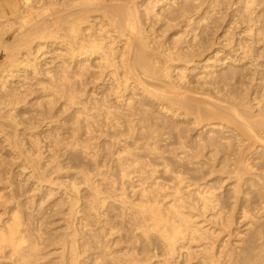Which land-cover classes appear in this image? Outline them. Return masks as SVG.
<instances>
[{
    "label": "bare ground",
    "instance_id": "bare-ground-1",
    "mask_svg": "<svg viewBox=\"0 0 264 264\" xmlns=\"http://www.w3.org/2000/svg\"><path fill=\"white\" fill-rule=\"evenodd\" d=\"M18 1V0H17ZM23 1V0H22ZM21 1V2H22ZM37 1V0H36ZM35 1V2H36ZM45 1V0H44ZM43 1V2H44ZM47 1H50L49 6L48 8L46 7V9H44V11H41V12H44L46 13L47 11V14L49 9H50V12L53 13L52 10L55 11V9L59 6H55L54 4H56V2H58V0L55 2V0H47ZM46 1V2H47ZM99 2H101V0H97ZM106 1V0H105ZM108 1V0H107ZM105 2L104 4L108 3V2ZM112 1V0H111ZM145 1V0H144ZM154 1V0H153ZM152 1V2H153ZM160 0H155V3L154 5L152 6V4H149L151 5V7L148 5L145 6L146 7H141V5L137 4V2H135L134 0H121L119 1L118 0V3L117 1L116 2H113L112 3H115V5L113 4H110L108 6L109 9H104L103 8V13H104V19L103 21H100L98 27H96L95 29L91 26H86L84 27V21L86 19V22L87 23V19H90L89 16L91 15H95L97 13H93V11H96V10H99L101 8H98V5H100V3L97 4L95 3V0H63L62 4L66 7V8H70L72 11H70L68 14H63L64 15H58L59 19L57 18V15L56 17L52 16L53 18H55V21L56 20H61L62 22L64 21V31H65V37H57V31L59 32L58 29L62 28L61 26L58 27V25H56L55 23H62V22H55L53 21V24L54 26H57V31H51L49 28V31L50 33L52 32L51 35H48L49 37L52 36V40L50 39L49 41H47V39H49V37L47 38L46 37V42H37L35 44V49L34 52L32 53V55L35 56L34 61L38 60L40 57H42L44 54H46L44 51L46 50H50L48 47H51V46H57L59 45V48L61 50H57L58 53H57V56L59 58H63V60H66L68 61V64L63 66L65 67V69H70V66L73 65V67L75 66L76 68L79 67V64H80V61H92L90 59H93L95 58L96 59V62L97 65L95 66V68H97V76L95 75V78H99L102 80H106L108 77L107 80H109V85H112V86H109L111 87L112 89V95H114V98H115V104H113L114 107H116L117 103L120 104V107H123V110H116L117 113L115 111H111V110H114L112 107H111V110L108 108V106H106L103 110H102V113H103V116L100 117L102 114H101V111H97L96 113L95 112H92L91 110H89L90 108H88L87 104L86 106L83 107V109L80 108V110H82V112H84V117L81 118V119H78V120H81V126L79 125V127L77 128L76 132H75V135H70L73 137V139L67 143L66 145V142L64 144V148L60 147V142H59V145L55 142H53V145L55 146V148L52 150H47V149H43L42 145L41 147L38 146V140L36 139V136H35V140H34V144L35 146H38V147H35V149L37 148V151H39L41 148L42 150L44 151H50L49 153L50 154H47L48 157L45 158L43 157L45 154L43 152V156L40 155L41 153L37 152L39 155H34L32 154L31 155H27L28 157L25 159L27 160V167H29L31 170H32V173L34 175V177L36 176L38 179L36 181H34L33 183L35 184V187L39 186L40 189H42L41 187L44 186V182H46V184L48 183L49 184V192L50 194H52L51 192H53V187L51 184L53 183V178H51L52 180H48V177H47V173L46 171H49V170H52L54 171L53 173L56 172V174L58 175L59 173H61L63 167L61 165V161L59 160V156L63 153L62 150L64 152H67L70 154L71 157H73L72 159H74V163H73V167H75V169L79 166L80 169L78 171V168H77V172L73 173V179L72 181L70 180V182H68V184H66L65 188L67 190H64L65 192L63 193L64 196L62 195V198L64 197V199L66 200V203L64 205L63 203V206H65V208L62 207L61 205V200L62 199H58L57 202L55 203V209H53L54 211H58V215L60 214V212H63L64 213V210H65V220H66V230L64 231V234H63V237L61 238L60 237V240H58L56 238V241L57 242V246L58 248L60 249V251L58 253H56V256L55 257H50L47 261V262H43L44 258H45V255H43V252L42 250L45 251V249L42 247L45 245H43L45 242H44V237L42 236H38V234L34 233L35 235H37L36 237H32V232L29 233V228H28V224H29V221H28V226L24 225L23 224V221H21V219L16 216L15 218H13V224L11 223V225L9 227H6V229L4 227L5 232L3 231L2 233H0V240L1 242L5 245V249L6 247H12V248H8V249H12L13 251V254L12 255H15L14 253H17L16 254V259L14 260V264H264V203L261 204L262 206L259 207H255V208H260L261 211H258L257 212V209H256V212H254L255 210H253L254 208L250 209L253 211H251L252 214L254 213H258V215H256L254 217L253 215V218L251 216V213L249 212L250 209H246L249 208L248 204H250L249 202H246V204H242L241 201L239 199H241L240 197L243 196L242 194H247L246 190H253L254 191V188H255V191L257 193V195L260 197V198H263L264 197V163L262 162H257V166L256 165V161L254 162L255 164H246L247 162H244L245 160L242 159V157L240 156V152H239V146H242L241 143L243 142V137L246 135V137H248V140H251V139H256L258 142H262L264 143V100L263 99H260L259 98V95H257V93H259L260 95H264V68L263 66L260 68L261 70V73H258L259 74V82H257L256 84H258V90L257 93L255 94V96H251L249 95V93H247V88L246 90H243V86H245V82H250L252 81L250 79L249 80H246L244 82V84L242 85V87L240 86V82H242L243 80H241L242 78L244 77H240V75L242 74H239L238 76V70L240 69H236L235 68V65L234 63H238L240 64L241 61L243 60H246L247 58H249L253 53L252 49H255L253 48V44L255 42V37L257 35L258 37V33H256V30H254L255 32H253V26L254 25H251L250 24H247L248 26H246L245 29V37H243V41L240 42V40L237 42L238 44H235L236 47L232 48L233 45H232V49L226 54L227 56H225L223 59L224 61H222V65L223 67H227V69L225 70V72L223 73L222 71V74L217 75L219 76V79L216 75V72H215V68L214 69H211L213 66H217L215 65L213 62V64L209 63L208 65H205L204 68L205 69V74L203 75L202 73V76H200L199 74V77L198 79L194 80L195 82L197 81L199 85H202L203 87H205V89L208 87V84L212 85V82L214 81V77H215V80L216 81H219V83L223 84L225 83L222 87H221V84L220 87L221 88H216V84H215V88L213 86L214 89H216V92H218V96L216 97V99L213 100V98L215 97H212L211 94V99L210 100V97L207 96V95H204L202 94L203 97V100L202 99H192L191 97L188 98V92L186 90V84L188 83V75L187 74V70H189V67L187 68L186 65L193 62V58L196 56V54H198L200 56L201 53H203V50L201 49L202 48V44L203 43V38H205V36H202L201 37V33L202 32H205L206 29L209 28V30L211 29L210 28V25H209V21L212 20L211 18V12H213V9L212 11L210 9L207 8H204L200 14H198L196 11H193L195 10L194 8L198 7V1L200 0H182L183 2H180V3H176L175 0H170L168 2L167 0V4H169L168 6L161 2H159ZM164 1V0H162ZM181 1V0H180ZM201 1H205V0H201ZM209 1V0H208ZM217 1V0H216ZM214 1V3L216 2ZM120 2V3H119ZM142 2V1H141ZM148 2V1H147ZM206 2V1H205ZM211 2V0H210ZM6 3V2H5ZM11 3V2H10ZM13 3L17 4L16 1ZM12 3V4H13ZM23 3V2H22ZM21 3V4H22ZM25 3V2H24ZM29 3V2H28ZM31 3V2H30ZM42 3V2H41ZM156 3H159V5H157ZM204 3V2H202ZM213 3V1H212ZM213 3V4H214ZM4 4V2H3ZM9 4V3H7ZM10 4V5H12ZM26 4V3H25ZM36 4V3H35ZM44 4V3H43ZM42 4V5H43ZM59 4V3H58ZM97 6H96V5ZM143 4V2H142ZM160 4H163L162 6H164L163 8L164 9H159L158 10V6L159 8H161L162 6ZM206 4V3H205ZM210 4V3H209ZM18 5V4H17ZM27 5V4H26ZM41 5V4H40ZM46 5V4H45ZM60 5V4H59ZM101 5L103 6L102 2H101ZM200 5V3H199ZM203 5V4H202ZM208 5V4H206ZM205 5V6H206ZM212 5V4H211ZM14 6V5H13ZM30 6V4L28 5ZM52 6L56 7V8H52ZM62 6V5H61ZM161 6V7H160ZM173 6L172 8H169ZM204 6V7H205ZM2 7V6H0ZM10 7V6H9ZM101 7V6H99ZM106 8V5L103 6ZM200 7V6H199ZM209 7V5H208ZM215 7V6H214ZM25 8V7H24ZM64 8V7H62ZM61 8V9H62ZM98 8V9H96ZM254 8V2L253 1H248L247 4L245 5V9H246V13H245V10L242 11V13L244 12L245 14L243 15L244 17H250V15L252 14V10ZM4 9V8H3ZM34 9V8H33ZM39 9V7H38ZM42 9V8H40ZM2 10V9H1ZM25 10V9H24ZM27 10V8H26ZM32 11V8L30 9ZM60 10V7L57 8V12H59L60 14H62L61 11H58ZM64 10V9H63ZM215 10V9H214ZM14 15L16 13H18V9L17 7L15 8H12V10H10ZM21 11V10H20ZM30 11V12H31ZM38 11V10H37ZM36 11V12H37ZM40 11V10H39ZM100 11V10H99ZM196 12L197 15L200 16V19L199 20H196V18L193 17V12ZM263 11V10H262ZM1 12V11H0ZM3 12V11H2ZM25 12V11H24ZM29 12V10H28ZM33 12V11H32ZM35 12V11H34ZM35 12V13H36ZM40 12V13H41ZM92 12V14L90 15V13ZM98 12V11H97ZM101 12V11H100ZM199 12V11H198ZM217 12V11H216ZM260 12V11H259ZM5 13V12H4ZM42 13V14H44ZM195 13V14H196ZM215 13V12H214ZM214 13H212L213 15V21H217L214 20ZM2 14V13H1ZM8 14V13H7ZM6 14V15H7ZM32 14V13H31ZM56 14V13H55ZM101 14V13H100ZM99 14V15H100ZM263 13L261 12L259 15H262ZM9 15V14H8ZM40 15V14H39ZM195 15V16H197ZM247 15V16H246ZM254 14H252L253 16ZM264 15V14H263ZM3 20H4V17H6L5 15H3ZM16 16V15H15ZM18 16V14H17ZM20 16V15H19ZM29 16V15H28ZM32 16V15H31ZM29 16V17H31ZM35 16H38V13L37 15ZM42 16V15H41ZM49 16V15H48ZM47 16V17H48ZM51 16V15H50ZM242 16V15H241ZM240 16V17H241ZM25 17V16H24ZM29 17L27 18L29 20ZM33 17V16H32ZM46 17V16H45ZM95 17V16H94ZM98 17V16H97ZM243 17V18H244ZM263 16H261V19H262ZM2 18V17H1ZM35 18H38V17H35ZM43 18V17H41ZM50 18V17H49ZM57 18V19H56ZM100 18V17H99ZM211 18V19H210ZM217 18V17H216ZM260 18V17H258ZM264 18V17H263ZM8 19V18H7ZM27 19H20L22 21H20V23L22 22L23 25L26 26V22H27ZM34 19V18H32ZM40 17L38 19H35L36 20V23H38L40 20ZM47 19V18H46ZM93 19V18H92ZM198 19V17H197ZM241 19V18H240ZM249 19V18H247ZM252 19L253 21V18H250ZM249 19V21H250ZM1 20V19H0ZM2 20V21H3ZM38 20V22H37ZM43 20V19H42ZM41 20V21H42ZM96 20V19H95ZM93 20V21H95ZM102 20V19H101ZM179 20V23L181 24L180 21H184V23H186V29H182V30H186L187 31V34H189L190 37H179L177 39V44L175 42L176 45H170L167 43L165 44H168V45H163V42H158L155 38H158V37H154V38H149L148 34L146 32V28H144V26H146V24L149 26L151 25L152 27L153 26H156L158 25V23H161L164 24V26L166 27H170V26H173L176 21L178 22ZM260 20V19H259ZM40 21V23H41ZM44 21V20H43ZM90 21H92L90 19ZM175 21V23H173ZM246 21V20H245ZM255 21V20H254ZM253 21V23H254ZM257 22H259L258 20H256ZM262 21H264L262 19ZM7 22V21H6ZM29 22L32 23V21L30 20ZM89 22V21H88ZM99 22V20H98ZM97 22V23H98ZM211 22V23H212ZM239 23L242 24L241 21H238ZM244 22V21H243ZM261 22V20H260ZM10 23V22H9ZM18 23V22H17ZM35 23V24H36ZM38 23V26L39 24ZM96 23V22H95ZM95 23H90V25L92 24H95ZM183 23V22H182ZM210 23V24H211ZM216 22H214V25H215ZM218 23H219V19H218ZM262 23V22H261ZM19 24V23H18ZM21 24V25H22ZM30 24V23H29ZM34 24V23H33ZM34 24V25H35ZM43 24V23H41ZM63 24V23H62ZM156 24V25H155ZM178 24V23H177ZM238 24V23H237ZM244 24V23H243ZM255 24V23H254ZM263 26H264V23H262ZM261 24V25H262ZM17 25V24H16ZM44 25V24H43ZM51 25V24H50ZM89 25V24H87ZM159 25V26H160ZM179 25V24H178ZM177 25V26H178ZM259 25V24H258ZM3 26V25H2ZM14 26V25H11V27ZM19 26V25H18ZM24 26V27H25ZM30 26V25H29ZM37 26V25H36ZM36 26H33L32 28V31H31V28L28 27L29 32L31 31V35L30 36H33V34H37V36H40V41L41 39H43V31L46 30L44 28V30H42L43 28H39V27H36ZM48 26V25H47ZM52 26V25H51ZM95 26V25H94ZM147 26V28L149 27ZM181 26V25H180ZM260 26V25H259ZM4 27V26H3ZM6 27V25H5ZM21 27V26H20ZM44 27V26H43ZM46 27V26H45ZM53 27V26H52ZM161 29H162V25L160 26ZM164 28V30H166L167 28ZM174 27V26H173ZM183 27V26H182ZM232 27V25L230 26ZM255 27V26H254ZM8 28V27H7ZM14 28V27H13ZM47 28V27H46ZM56 28V27H55ZM62 28V29H63ZM153 28H156V27H153ZM256 28V27H255ZM22 29V27L20 28ZM26 29V32L28 33V29ZM93 29V30H92ZM150 29V28H149ZM152 29V28H151ZM151 29L148 31L150 32ZM157 29V28H156ZM160 29V30H161ZM175 29V27H174ZM173 29V30H174ZM180 29V27L178 28ZM177 29V30H178ZM262 29V28H261ZM260 29V30H261ZM264 29V27H263ZM10 30V28H9ZM154 30V29H153ZM159 30V29H158ZM159 30V31H160ZM163 30V29H162ZM163 30V31H164ZM175 30V31H177ZM207 30V31H209ZM5 31V29H4ZM7 31V30H6ZM21 31V30H20ZM61 31V30H60ZM63 31V32H64ZM229 31V30H228ZM228 31L226 32V36L230 33H228ZM8 32V31H7ZM19 32V31H18ZM152 32V31H151ZM150 32V33H151ZM154 32V31H153ZM162 32V31H161ZM166 32V31H165ZM170 32V31H169ZM182 32V31H181ZM185 33V31H183ZM262 32V30H261ZM260 32V36L261 34L263 35L264 33V30H263V33ZM21 33V32H20ZM19 33V34H20ZM23 34H26L25 32H22ZM49 33V32H48ZM62 33V32H60ZM157 33V32H156ZM207 32H205L206 34ZM212 33V32H211ZM210 32L207 34L209 36V34H211ZM241 33V32H240ZM239 33V34H240ZM244 33V31L242 32ZM18 34V35H19ZM30 34V33H29ZM36 34L34 35L36 38H38L36 36ZM155 34V33H154ZM152 33V35H154ZM162 34V33H161ZM171 34V32L169 33V35ZM47 35V33H46ZM60 35H63V34H60ZM158 35V34H157ZM163 35L165 36L166 34L163 33ZM182 35V34H181ZM179 34V36H181ZM185 35V34H184ZM244 35V34H243ZM16 36V35H15ZM22 36V35H21ZM29 35H27V38H28ZM151 36V35H150ZM168 36V35H167ZM173 36V35H172ZM171 36V38H172ZM207 36V38H208ZM229 36V35H228ZM242 35L240 34V37ZM159 37H163V36H159ZM166 37V36H165ZM178 37V36H177ZM176 37V38H177ZM4 38V37H2ZM23 38V37H22ZM35 38V39H36ZM117 38H121V40H123L121 42H117L116 39ZM170 38V37H169ZM174 38V37H173ZM185 38H187L185 40ZM244 38H247L248 41L244 42ZM259 38V37H258ZM260 38H263V37H260ZM259 38V39H260ZM14 39V38H13ZM12 39V40H13ZM20 38H18L19 40ZM26 39V38H25ZM34 39V38H33ZM37 39V40H39ZM161 38H159L160 40ZM168 39V37L166 38V40ZM175 39V38H174ZM210 39V38H209ZM242 39V38H240ZM258 39V40H259ZM2 41L5 42V40L1 39ZM0 40V47L3 46V48L5 49L6 45L4 46V44L6 43H3L2 44V41ZM23 40V39H21ZM20 40V42H21ZM32 40V38H31ZM30 40V37H29V41ZM166 40L164 39V41L166 42ZM169 40V39H168ZM207 40V39H206ZM230 40V39H229ZM229 40L226 41V43L229 45ZM258 40L256 42H258ZM17 41V39H16ZM28 41V42H29ZM161 41V40H160ZM171 41V40H170ZM169 41V43H170ZM205 41V40H204ZM208 41V40H207ZM263 40H259L258 44L259 45ZM27 42V43H28ZM33 42V41H32ZM31 42V43H32ZM173 40L171 41V44ZM233 42V40L231 41V43ZM12 43V41H11ZM10 43V44H11ZM24 43V42H23ZM26 43V44H27ZM35 43V42H34ZM50 43V45H49ZM116 43H120L121 44V47H117L116 46ZM162 43V44H161ZM209 44V42H206ZM205 43V44H206ZM230 43V44H231ZM8 44V43H7ZM16 44V43H15ZM22 43H20L19 45H21ZM30 44V42H29ZM28 44V45H29ZM43 44H45V46H43ZM180 44V45H179ZM256 44V43H255ZM23 46H27L25 44H22ZM32 45V44H31ZM119 45V44H118ZM183 45V46H182ZM206 46V45H205ZM203 46V48L205 47ZM227 46V45H226ZM264 46V44H263ZM8 47V46H7ZM12 47V46H11ZM10 47V49H11ZM29 47V46H27ZM33 47V46H32ZM208 47V46H207ZM14 48V47H12ZM22 48V47H21ZM21 48H18L21 49ZM46 50H45V49ZM52 48V47H51ZM9 49V48H7ZM7 49H5L4 51L6 52ZM15 49L16 46H15ZM26 49V48H25ZM32 49V48H31ZM30 49V50H31ZM56 49V48H54ZM23 50V49H22ZM53 50V48H52ZM207 50V49H206ZM259 50V49H258ZM264 50V49H263ZM20 51V50H19ZM25 51V50H24ZM57 51H54V52H57ZM202 51V52H201ZM205 51V50H204ZM14 52V51H13ZM12 52V53H13ZM17 52V51H15ZM31 52V51H30ZM47 52V51H46ZM52 52V51H50ZM232 52L233 53H236L237 54V58H232L230 55H232ZM259 52V51H258ZM261 52V51H260ZM11 53V52H9ZM19 52L15 53L16 55H18ZM24 53V52H23ZM29 53V52H28ZM27 53V55H28ZM48 53V52H47ZM200 53V54H199ZM218 53V52H217ZM214 54L215 56V61L217 63H220L221 60L223 59H220L219 58V54ZM257 52H255L256 54ZM264 53V52H263ZM263 53H261L263 55ZM21 54V52H20ZM19 54V55H20ZM52 54V53H51ZM49 54V55H51ZM54 54V53H53ZM7 55V54H6ZM13 55V54H12ZM11 55V56H12ZM26 55V56H27ZM48 55V56H49ZM202 55V54H201ZM261 55V56H262ZM21 56V55H20ZM23 56V55H22ZM30 56H31V53H30ZM29 56V57H30ZM53 56V55H52ZM51 56V59L54 57L55 58V55L52 57ZM254 56V55H253ZM259 56V54H258ZM256 56V57H258ZM261 56H259L258 58L261 59ZM7 57V56H6ZM10 57V55H9ZM14 57V55H13ZM11 57V60L12 58ZM252 57V56H251ZM18 58V57H17ZM17 58H13V59H17ZM197 58V57H195ZM254 61V57H252ZM257 58V59H258ZM263 58V57H262ZM20 59V58H18ZM41 59V58H40ZM251 59V58H250ZM257 60V63L260 61V60ZM6 60V59H5ZM28 60V56L27 57H22V60L19 62H24V61H27ZM53 60V59H52ZM59 60V59H57ZM56 60V61H57ZM61 60V59H60ZM228 61V64L227 62ZM249 59H247L248 61ZM10 61V58L9 60ZM16 61V60H15ZM18 61V60H17ZM33 61V62H34ZM184 62L186 64H184V68L183 66L181 68H179L177 65L179 64H176L177 62ZM209 61V60H206V62ZM256 61V60H255ZM14 62V61H12ZM38 62V61H37ZM48 62V61H47ZM52 62V61H51ZM50 62V63H51ZM60 62V61H59ZM195 62V61H194ZM246 62V61H244ZM249 62V61H248ZM25 63V62H24ZM26 63H29L26 62ZM82 63V62H81ZM94 63V64H95ZM208 63V62H207ZM206 63V64H207ZM253 63V62H252ZM251 63V64H252ZM9 64V63H8ZM17 64V63H16ZM45 64V63H44ZM43 64V65H44ZM52 64V63H51ZM62 65V63H60ZM65 64V62L63 63ZM71 64V65H69ZM89 62L87 63V66L89 67ZM221 64V63H220ZM219 64V65H220ZM244 64V63H243ZM260 64V63H259ZM262 64V63H261ZM4 65V64H3ZM3 65L1 67H3ZM13 65V64H12ZM22 65V64H21ZM21 65H17V66H21ZM29 65V64H28ZM38 65V64H37ZM84 65V64H83ZM91 65L93 66V63L91 62ZM182 65V64H180ZM192 65V64H191ZM190 65V66H191ZM254 65H256L254 63ZM23 66V65H22ZM26 66V65H25ZM34 66V65H33ZM48 66V65H47ZM60 66V65H59ZM86 66V65H85ZM188 66V65H187ZM212 66V67H211ZM242 66V65H241ZM258 66V65H257ZM5 67V66H4ZM3 67V68H4ZM52 67V65H51ZM82 67V66H81ZM211 67V68H210ZM222 67V68H223ZM244 67V65H243ZM249 67V66H247ZM253 67V65H252ZM256 67V66H254ZM12 68V67H11ZM21 68V67H20ZM26 68V67H25ZM24 68V69H25ZM31 68V67H30ZM34 67H32L33 69ZM39 68V67H37ZM62 67H60V70H61ZM90 69H88L89 71L92 70L94 67H89ZM186 68V69H185ZM251 68V67H250ZM259 68V67H258ZM18 69V68H17ZM28 69V68H27ZM59 69V68H58ZM57 69V70H58ZM242 69V68H241ZM244 69H246L244 67ZM254 70V68H251ZM257 69V67H256ZM4 70V69H3ZM39 70V69H38ZM71 70V69H70ZM76 70H79L78 72H76V74H79V75H82L84 73H86V69L84 68H81L80 67ZM94 70V69H93ZM194 69L192 70H189V72H192ZM217 71H221L220 70V67L219 69L217 68L216 69ZM224 70V69H223ZM247 70V69H246ZM250 70V69H249ZM10 71V70H7V72ZM32 71V70H31ZM37 71V70H36ZM53 71V70H52ZM68 71V70H66ZM73 71V70H72ZM71 71V72H72ZM218 71V72H219ZM242 71V70H241ZM248 71V70H247ZM13 72V71H12ZM49 72V70H48ZM59 72V71H58ZM64 72V71H63ZM70 72V73H71ZM93 72V71H92ZM194 72V71H193ZM204 72V70H203ZM255 72V70H254ZM256 72H259V71H256ZM255 72V73H256ZM9 73V72H8ZM24 73V72H23ZM36 73V72H35ZM34 73V74H35ZM57 73V72H56ZM91 73V71H90ZM89 73V74H90ZM96 73V72H94ZM221 73V72H220ZM242 73V72H240ZM250 73V72H249ZM253 72H251L252 74ZM11 74V73H10ZM17 74V73H16ZM52 74V73H51ZM64 75L61 76L62 77V81L65 80V83L64 84H67L66 80L69 79L68 77H70V74L69 76H67L68 74H65L64 73H61ZM74 74V73H72ZM72 74H71V77H72ZM88 74V72H87ZM86 74V75H87ZM218 74V73H217ZM244 74H247L246 72ZM15 75V74H14ZM20 75V74H19ZM23 75V74H22ZM39 75V74H38ZM43 75V74H42ZM48 75V74H47ZM50 75V74H49ZM60 75V74H59ZM77 75V76H79ZM92 74H90L91 76ZM94 75V74H93ZM175 75V76H174ZM191 75V74H190ZM189 75V76H190ZM257 75V74H256ZM255 75V76H256ZM7 76V75H6ZM88 76V75H87ZM245 76V75H244ZM250 76V75H249ZM250 77H253L252 75ZM255 76L254 79L255 80ZM5 76L3 75H0V79H5L4 78ZM8 77H9V74H8ZM15 77V76H13ZM23 77V76H22ZM36 77V75H35ZM40 77V76H39ZM75 77V75H74ZM86 77V76H85ZM174 77V78H173ZM197 77V76H196ZM238 77H240V80H238ZM246 77V76H245ZM44 78V77H43ZM48 78V77H47ZM73 78V77H72ZM71 78V79H72ZM78 78V77H77ZM84 78V77H83ZM96 78V79H97ZM195 78V77H194ZM256 78H258L256 76ZM12 79V77H11ZM38 79V78H37ZM54 79V78H53ZM61 79V78H60ZM76 79V77H75ZM80 79V78H79ZM89 79H91L89 77ZM95 79V81H96ZM233 79V80H232ZM235 79V80H234ZM14 80V79H13ZM21 80V79H20ZM26 80V79H25ZM41 80V79H40ZM77 80V79H76ZM106 80V81H107ZM228 80H232V82L229 83L227 82ZM5 81H8V80H5ZM61 81V80H60ZM70 81V80H68ZM89 81V80H88ZM87 81V82H88ZM111 81V82H110ZM24 82V81H23ZM32 82L34 83V81L32 80ZM37 82V80H36ZM49 82V81H48ZM73 82V81H72ZM191 82V81H190ZM215 82V81H214ZM1 83V82H0ZM26 83V82H25ZM50 83V82H49ZM62 83V82H60ZM69 83V82H68ZM71 83V82H70ZM69 83V84H70ZM77 83V82H76ZM79 83V82H78ZM83 83V82H82ZM90 83V82H89ZM101 83V82H100ZM108 83V82H107ZM218 83V82H217ZM227 83V84H226ZM243 83V82H242ZM9 84V83H8ZM21 84V83H20ZM39 84V83H38ZM52 84V83H51ZM54 84V83H53ZM57 84V83H56ZM72 84V83H71ZM102 84V83H101ZM100 84V85H101ZM105 84V82H104ZM191 83H189L190 85ZM255 84V82H254ZM5 85V84H4ZM7 85V83H6ZM13 85V84H12ZM37 85V84H36ZM58 85V84H57ZM56 85V86H57ZM73 85V84H72ZM76 85V84H75ZM80 85V84H79ZM92 85V83H91ZM107 85V84H106ZM198 85V86H199ZM207 85V87H206ZM41 86V85H40ZM64 85H62L63 87ZM83 86V84L81 85V87ZM85 86V85H84ZM83 86V87H84ZM104 86V85H103ZM102 86V88H103ZM132 86V87H131ZM197 86V85H196ZM212 86L210 88H212ZM11 87V86H10ZM13 87V86H12ZM38 87V86H37ZM60 87V85H59ZM65 87V86H64ZM74 87V86H73ZM94 87V86H93ZM108 87V85H107ZM108 87V88H109ZM132 88V92L133 90L136 92L135 90V87L141 89L142 93L143 94H146V96L153 95L158 97V99H162V101H164L166 104L165 105H160L159 107V111H160V114L161 115H158L159 116L157 119L160 120V116L163 117L162 114H164V118H165V114H174V117L176 116L177 111L180 109V110H183L182 112H184L187 116L191 115L193 116L194 118V121L197 120L198 121V117L201 116V115H207V118L209 115H211L209 118L211 117H214L216 119H224V120H228L234 128V130H236V133H234L232 131V129H230V135H225L223 134L222 138H224V142L221 143V145L219 146V139L217 138V136H214L216 137V139H211L210 137V144L212 143V145H215V149L218 152H222L224 155L222 156V158H217V157H210L209 155V159L208 157H206V159L208 158L209 160V163L208 164H212L210 167L212 168V170H210L209 172L212 173L213 171L216 172L218 170V168H216L215 166L220 165L222 164L226 169H228L230 166H233L232 169L233 171L235 172L236 174V180L234 182V185L231 187V190L229 191V196L227 195L226 197L224 196L223 198V195L222 196H219L216 192H215V189L213 188L214 186H206V188L204 189H201L199 188L200 186H197L195 187V184H192L190 183L189 181H187L189 178L188 177H184L186 174L188 175V173L186 172H183L185 174H180L181 171H184L186 169H180V171L178 172V169H175L177 170L174 171L175 173L171 175V182H170V179L169 180H166L167 181V184H164L165 182H163L164 185H161L162 181L159 182L158 180L154 181L152 180V182H150L149 184H146V182L144 181V178H141L139 176L136 177V179L138 180H135L139 185L137 186V190L135 188V190H133V192L135 191V195L136 197H134L136 200H137V196H138V199L137 200L138 202H135L130 200L127 196V194L129 193H126L125 191V188L123 187L125 185V182L126 184L128 183V185H132L131 183L129 184V182L132 180H128L127 182V179H122V178H126L128 176H131V171L132 170H141V167H138L136 166H131V164L135 161H137L136 158H134L137 153H141V152H145V150L147 149V147L149 145H154L156 146L155 144H150V138L152 137V127L151 125H154L152 124V121H151V118L153 117V113H152V117H150L148 115L149 113V107H147L148 110H146L143 106L146 104L147 105V101L144 103V101L142 99H140L144 104L143 106L141 105L142 102L139 104V107H143L144 112H147L148 113H143V112H139V110L136 109V107L134 106L136 102L133 101V99L130 97V95H126L127 93L126 92H129V88ZM160 87H164L166 88L165 89V93H158L157 91L159 90ZM200 87V86H199ZM198 87V88H199ZM248 87V86H247ZM1 88L2 86L0 87V92H1ZM6 88V87H5ZM16 88V87H15ZM18 88V87H17ZM24 88V87H23ZM26 88V87H25ZM42 88V87H41ZM48 88V87H47ZM51 88V87H50ZM53 88V87H52ZM55 88V87H54ZM75 88V87H74ZM77 88V87H76ZM89 88V86H88ZM98 88V87H97ZM130 88V89H131ZM191 88V87H190ZM195 88V87H193ZM209 88V89H210ZM212 88V90H213ZM249 88V87H248ZM3 89V88H2ZM33 89V88H32ZM58 89V88H57ZM91 89V88H90ZM95 89V88H94ZM103 89H106V87H104ZM188 89V88H187ZM200 89H202V87H200ZM198 89V90H200ZM203 90L204 92L206 90ZM208 89V88H207ZM207 91L208 95H209V90ZM8 90V89H6ZM12 90V89H11ZM22 90V89H21ZM34 90V89H33ZM49 90V89H48ZM56 90V89H53V91ZM68 90V89H67ZM163 90V89H162ZM195 90V89H194ZM10 91V90H9ZM13 91V90H12ZM18 91V90H17ZM16 91V92H17ZM25 91V90H24ZM29 91V89H28ZM44 92V90L41 89V92ZM82 91V90H80ZM94 91V90H93ZM106 91V90H105ZM130 91V92H131ZM140 91V90H139ZM190 91V90H189ZM193 91V90H192ZM215 91V90H213ZM212 93H215L217 94L216 92H213ZM15 92V91H13ZM19 92V91H18ZM50 92V90H49ZM55 92V91H54ZM53 92V94H54ZM59 92V91H57ZM63 92V91H62ZM61 92V93H62ZM92 92V91H91ZM90 92V93H91ZM103 92V91H100V93ZM109 92V90L107 89V93ZM134 92V93H135ZM138 92V91H137ZM160 92V90H159ZM196 92V91H195ZM249 92V90H248ZM31 93V92H30ZM36 93V92H35ZM56 93V92H55ZM60 93V95H61ZM72 93V92H71ZM71 93L68 92L69 95V101H74V97L71 95ZM74 93V92H73ZM78 93V92H76ZM93 93V92H92ZM95 93V92H94ZM140 93V92H139ZM190 93V92H189ZM199 93V92H198ZM202 93V91H201ZM1 94V93H0ZM4 94V93H3ZM11 94V93H10ZM15 94V93H14ZM39 94V93H38ZM51 94V93H49ZM57 94V93H56ZM83 94V93H82ZM81 94V95H82ZM97 94V93H96ZM105 94V92H104ZM103 94V95H104ZM110 94H111V91H110ZM129 94V93H128ZM133 94V93H132ZM190 94H193V93H190ZM17 95V94H16ZM29 95V94H28ZM33 95V94H31ZM48 95V93H47ZM65 95V93H64ZM76 94H74L75 96ZM90 95V94H89ZM92 95V94H91ZM95 95V94H94ZM109 96V94H106ZM137 95V94H136ZM142 95V94H141ZM6 96V95H5ZM10 96V95H9ZM14 96V95H13ZM25 95H23L24 97ZM44 96V94H43ZM49 96V95H48ZM51 96V95H50ZM54 96V95H53ZM56 96V95H55ZM68 96V95H67ZM97 96V95H96ZM134 96V95H133ZM140 96V95H139ZM144 96V95H143ZM147 96V97H148ZM200 96V95H199ZM216 96V95H215ZM19 97V96H18ZM33 97V96H32ZM36 97V96H35ZM58 97V95H57ZM81 97V96H80ZM82 97L85 98V96L83 95ZM92 97V96H91ZM90 97V98H91ZM110 97V96H109ZM135 97V96H134ZM133 97V98H134ZM138 97V95H137ZM145 97V96H144ZM156 97H154L153 99H155ZM4 98V96H3ZM8 98V97H7ZM51 98V97H50ZM49 98V99H50ZM56 98V97H55ZM62 98V97H61ZM66 98V97H65ZM77 100L79 101L80 99H78V97H76ZM75 98V100H76ZM96 98V97H95ZM100 98V96H99ZM104 98V97H102ZM108 99V97H105L103 100L105 99ZM113 98V97H112ZM113 98V99H114ZM142 98V97H141ZM200 98V97H198ZM40 99V97H39ZM52 99V98H51ZM57 99V98H56ZM68 99V97H67ZM83 99V98H82ZM94 99V98H93ZM98 99V98H97ZM111 99V98H109ZM108 99V100H109ZM113 99H111V102L113 101ZM138 99V98H137ZM144 99V98H143ZM149 99V98H148ZM158 99H155L156 102ZM4 100V99H3ZM7 100V99H6ZM38 100V99H37ZM46 100V99H45ZM58 100V99H57ZM60 100V99H59ZM64 100V99H63ZM76 100V101H77ZM99 100V99H98ZM200 100V101H199ZM15 101V100H14ZM13 101V102H14ZM22 101V100H21ZM25 101V100H24ZM47 101V100H46ZM52 103V100H50ZM62 101V100H61ZM66 101V100H64ZM68 101V100H67ZM88 103L89 102V99L86 100ZM101 101V99H100ZM136 101V100H135ZM138 101V102H139ZM159 101V100H158ZM194 101V102H193ZM3 102V101H2ZM1 102V103H2ZM17 102V101H15ZM35 102V101H34ZM43 102V101H42ZM58 102V101H57ZM60 102V101H59ZM81 102V101H80ZM80 102H78L80 104ZM85 102V101H84ZM96 102V101H95ZM98 102V101H97ZM96 102V103H97ZM104 102V101H103ZM102 102V103H103ZM253 102V103H252ZM20 103V102H19ZM38 103V102H37ZM55 103V102H54ZM70 103V102H68ZM82 103V102H81ZM105 103V102H104ZM103 103V104H104ZM161 103V102H160ZM201 103H205L207 106H201ZM3 104V103H2ZM18 104V103H16ZM49 104V102H48ZM59 104V103H57ZM73 105H77V102L76 104L73 102L71 103ZM85 104V103H84ZM102 104V105H103ZM107 104V103H106ZM105 104V105H106ZM4 105V104H3ZM11 105V104H10ZM19 105V104H18ZM38 105V104H37ZM45 105V104H44ZM70 105V104H69ZM80 105V106H81ZM92 105V104H90ZM98 105L101 107V104H99L98 102ZM98 105H95V106H98ZM108 105V104H107ZM112 105V104H111ZM123 105V106H122ZM138 105V104H137ZM151 105V104H150ZM2 106V105H1ZM6 106V105H5ZM8 106V105H7ZM15 106V105H14ZM25 106V105H24ZM23 106V107H24ZM31 106V105H30ZM53 106V105H52ZM57 106V105H55ZM63 106V105H62ZM66 106H67V102H66ZM94 106V105H93ZM95 106H94V109H95ZM110 106V104H109ZM118 106V105H117ZM210 106V108H209ZM3 107V106H2ZM9 107V106H8ZM17 107V106H16ZM40 107V106H39ZM60 107V106H59ZM68 107V106H67ZM74 108V106H71ZM91 107V106H90ZM99 107V108H100ZM119 107V109H120ZM138 107V108H139ZM154 107V105L151 106V108ZM156 107H158L156 105ZM27 108V107H26ZM25 108V109H26ZM36 108V107H35ZM43 108V107H42ZM49 108V107H48ZM52 108V107H51ZM56 108V107H55ZM63 108V107H62ZM66 108V107H65ZM64 108V109H65ZM75 108H78L75 106ZM93 108V107H92ZM98 108V107H97ZM117 108V107H116ZM115 108V109H116ZM155 108V107H154ZM153 108V109H154ZM14 109V108H13ZM40 109V108H38ZM50 109V108H49ZM143 109L141 111H143ZM157 109V108H156ZM9 110V109H8ZM52 110V109H51ZM58 110V109H57ZM63 110V109H62ZM68 110V109H67ZM75 110V109H74ZM100 110V109H99ZM1 111V110H0ZM5 111V110H4ZM11 111V110H10ZM55 111V110H54ZM60 111V110H59ZM66 112V110H63ZM78 111V110H77ZM91 111V112H90ZM94 111V110H93ZM96 111V110H95ZM157 111V110H155ZM13 112V111H12ZM68 112V111H67ZM72 112V111H71ZM74 112V111H73ZM78 112H81V111H78ZM151 112V110H150ZM158 112V111H157ZM156 112V113H157ZM180 112V111H179ZM5 113V112H4ZM43 113V112H42ZM45 113V112H44ZM52 113V112H51ZM64 113V112H62ZM69 113V112H68ZM77 113V112H75ZM159 113V112H158ZM1 114V113H0ZM35 114V113H34ZM47 114V113H46ZM77 114H81V113H77ZM76 114V115H77ZM83 114V113H82ZM81 114V115H82ZM181 113H179L178 115H180ZM62 115V114H61ZM80 115V116H81ZM182 116H184L183 114H181ZM180 115V116H181ZM184 116V117H187V116ZM9 116V114H8ZM13 116V115H12ZM21 116V114H20ZM48 116V115H47ZM52 116V115H51ZM54 116V115H53ZM67 116V115H66ZM169 116V115H168ZM196 118H195V117ZM6 117V116H5ZM22 117V116H21ZM45 117V116H44ZM63 117V116H62ZM77 116H75V119H76ZM167 117V116H166ZM173 117V116H172ZM182 117V118H184ZM189 117V116H188ZM202 117V116H201ZM1 118V117H0ZM54 118V117H53ZM69 118V117H68ZM162 118V119H164ZM177 118V117H176ZM192 118V117H191ZM205 118V117H204ZM206 118V119H207ZM208 118V120H209ZM10 119V118H9ZM9 119H7L9 121ZM12 119V118H11ZM15 119V118H14ZM42 119V118H41ZM45 119V118H44ZM52 119V118H50ZM56 119V118H55ZM60 119V118H59ZM154 119H155V114H154ZM153 119V120H154ZM166 119V118H165ZM164 119V120H165ZM175 119V118H174ZM205 119V120H206ZM6 120V121H7ZM18 120V118H17ZM22 120V119H21ZM49 120V119H48ZM163 120V121H164ZM181 120V119H180ZM204 120V122H205ZM212 120V119H211ZM219 120V121H220ZM1 121V120H0ZM7 121V122H8ZM15 121V120H14ZM29 121V120H28ZM44 121V120H43ZM53 121V120H52ZM56 121V120H55ZM58 121V120H57ZM146 121L147 123H150L149 126L147 125L146 126ZM151 121V122H150ZM155 121V120H154ZM153 121V123H154ZM161 121V120H160ZM162 121V122H163ZM193 121V122H194ZM218 121V120H217ZM223 121V120H222ZM45 122V121H44ZM48 122V121H47ZM65 122V121H64ZM73 122V121H72ZM165 122V121H164ZM163 122V123H164ZM190 122V121H189ZM192 122V123H193ZM196 122V121H195ZM201 122V120H200ZM199 122V123H200ZM203 122V123H204ZM228 122V123H229ZM18 123V122H17ZM37 123V122H36ZM40 123V122H39ZM52 123V122H51ZM50 123V124H51ZM71 123V122H70ZM80 123V122H79ZM103 123L106 125V127H108V129H103L102 126H103ZM181 123V122H180ZM198 123V122H196ZM195 123V124H196ZM208 123V122H207ZM219 123V122H217ZM8 124V123H7ZM15 124V122H14ZM34 124V123H33ZM49 125H46V126H50ZM68 124V123H67ZM78 124V123H77ZM176 124V123H175ZM173 124V126L175 125ZM182 124V123H181ZM202 124V123H200ZM211 124V123H210ZM230 124V125H231ZM24 125V123H23ZM26 125V124H25ZM31 125V124H30ZM55 125V124H53ZM159 125V122L157 124V126ZM161 125V124H160ZM178 125V124H177ZM180 125V124H179ZM184 125V124H183ZM182 125V126H183ZM189 125V124H188ZM187 125V126H188ZM198 125V124H197ZM208 125V124H207ZM1 126V125H0ZM7 126V125H6ZM4 126V127H6ZM11 126V125H10ZM9 126V127H10ZM20 126V125H19ZM28 126V125H26ZM37 126V125H36ZM66 126V125H64ZM164 126V125H163ZM162 126V128H163ZM167 126V124H166ZM171 125L170 129L173 127ZM186 126V127H187ZM206 126V125H205ZM2 127V126H1ZM0 127V128H1ZM22 127V126H21ZM51 127V126H50ZM49 127V128H50ZM60 127V126H59ZM62 127V126H61ZM155 127H156V124H155ZM153 127V128H155ZM169 127V126H168ZM167 127V128H168ZM176 125L174 126V132H175V128ZM178 127V126H177ZM220 124L218 125H212L210 127V129L212 130H218L220 128ZM231 127V126H230ZM16 128V127H15ZM27 128H30V127H27ZM33 128V127H32ZM35 128V127H34ZM41 129V127H39ZM52 128V127H51ZM50 128V129H51ZM56 128V127H55ZM70 128V127H69ZM111 128L114 129V136H119L120 137L124 134V132L126 133V135L128 137L126 138H123L125 139V141L127 142L128 141V138H132L131 139V142L133 141L134 142V139H136V141L141 140V139H144L142 142L143 143H136L134 142L135 144V147H132L131 145V148H135L136 151H134V149H130V147L127 145L124 147L123 149V146L121 145V143L124 144L125 141H121L120 139L119 140H114L115 141V146L117 145V147H115V152H117V154L115 155V153L113 154L112 153V149H113V145H110L109 142L108 144L112 147V149H110L111 153L113 154L112 157H114L115 155V158H114V162L116 163H113V164H117L119 167H117V165H114V169H117L118 170H122L121 172H123L124 174L122 175V173L118 174H114V171H113V174L115 176L113 177H116L118 175H122V180H124V185H122L120 182H122L121 179H119L118 176L117 178L119 179V184H116V179L114 180V178L112 179L110 177V173H108V171L112 169V167H110V164L108 162H106L108 165V167H110L111 169L107 170V173L103 171V166H104V163H102V170L99 168V164H101V162L99 163V158H100V154L95 150V148H97V146L94 147V143L92 140L89 139V141H92L89 143L88 142H84V143H80L79 142V135H81V133H83V135L85 134H90L91 133V136L90 137H93L95 139V135L93 136L92 134H97L98 132V135L100 138V136L103 138L104 136L108 135L110 133V130L111 132L113 131ZM161 128V126H160ZM159 128V129H160ZM166 128V129H167ZM179 128V127H178ZM209 128V127H208ZM39 129V130H40ZM61 129V128H59ZM71 129H74V128H71ZM157 129V127H156ZM155 129V131L157 132V130ZM158 129V131H159ZM183 129V128H182ZM2 130V129H1ZM10 130V129H9ZM54 130V129H53ZM163 130V129H162ZM161 130V131H162ZM168 130V129H167ZM172 130V131H173ZM184 130V129H183ZM28 131V130H26ZM159 131V132H161ZM14 131H12L11 133H13ZM16 132V131H15ZM30 132V131H29ZM34 132V131H33ZM39 132V131H38ZM71 132V131H69ZM154 132V133H156ZM166 132V131H165ZM171 132V131H170ZM184 132V131H183ZM183 132H179V133H182ZM24 133V132H23ZM40 133V132H39ZM47 133V132H46ZM61 133V132H60ZM158 133V132H157ZM163 133H164V130H163ZM167 133H169L167 131ZM2 134V133H1ZM14 134V133H13ZM17 134V132L15 133V135ZM27 134V133H26ZM72 134V133H71ZM74 134V133H73ZM112 133H110L109 135H113ZM162 134V132H161ZM159 134V135H161ZM166 134V133H164ZM172 134V133H171ZM171 134H168L171 136ZM177 134V133H176ZM232 134V135H231ZM5 135V134H4ZM10 135V133H9ZM23 135V134H22ZM63 135V134H62ZM67 135V134H66ZM155 135V134H154ZM153 135V136H154ZM163 135V134H162ZM162 135L160 137H162ZM167 135V134H166ZM184 135V134H183ZM225 135V136H224ZM17 136V135H16ZM19 136V135H18ZM38 136V135H37ZM69 136V137H70ZM79 136V137H78ZM82 136V135H81ZM87 136V135H86ZM89 136V135H88ZM113 136V138H114ZM125 136V135H124ZM123 136V137H124ZM157 136V135H156ZM155 136V137H156ZM175 136V135H174ZM1 137V136H0ZM10 137V136H9ZM8 137V138H9ZM29 137V136H28ZM34 138V135L32 136ZM84 137V136H83ZM109 137V136H108ZM112 137V136H111ZM111 137H109V139L107 140H110ZM178 137V136H177ZM183 137V136H182ZM212 136V138H214ZM15 139V137H12ZM25 138V137H22V139ZM48 138V137H47ZM51 138V137H50ZM56 138V137H55ZM67 138V137H66ZM71 138V137H70ZM81 138V137H80ZM88 138V137H87ZM92 138V139H93ZM117 138V137H116ZM154 138V137H153ZM180 138V137H179ZM178 138V139H179ZM187 139H189L188 137H185ZM207 138V137H206ZM205 138V139H206ZM7 139V138H6ZM21 139V138H20ZM39 139V138H38ZM59 139V138H58ZM57 139V140H58ZM82 139V138H81ZM85 139V138H83ZM82 139V140H83ZM93 139V140H94ZM105 139V138H104ZM122 139V138H121ZM148 139V144L145 143ZM156 139V138H155ZM154 139V140H155ZM157 139H160V138H157ZM156 139V140H157ZM203 139V140H205ZM233 139H236V143L233 142ZM245 139V138H244ZM9 140V139H7ZM12 140V139H11ZM10 140V142H12ZM18 140V139H17ZM28 140V138H27ZM31 140V139H30ZM49 140V139H48ZM51 140V139H50ZM61 142L62 140L59 139ZM58 140V141H59ZM68 140V138L66 139ZM130 140V139H129ZM155 140V141H156ZM202 140V141H203ZM209 139H207V141L205 142L207 144L208 142V145L209 144ZM1 141V140H0ZM16 141V140H14ZM13 141V142H14ZM25 141V139H24ZM23 141V142H24ZM33 141V139H32ZM41 141V140H40ZM53 141H56L55 139H53ZM95 141V140H94ZM106 141V140H105ZM111 141V140H110ZM158 141V140H157ZM180 141V139H179ZM183 141V140H182ZM185 141V140H184ZM188 142V140H186ZM191 141V140H190ZM9 142V144H10ZM18 142V141H17ZM16 142V143H17ZM20 142V141H19ZM47 142V141H45ZM44 142V143H45ZM64 142V141H63ZM102 142V141H101ZM107 142V141H106ZM112 142V141H111ZM132 142V143H133ZM154 142V141H153ZM160 142V141H159ZM159 142H158V145L157 147L159 146ZM185 142V143H187ZM193 142H196V141H193ZM200 142V141H199ZM255 142V141H254ZM8 143V142H7ZM41 143V142H40ZM52 143V142H51ZM113 143V142H112ZM155 143V142H154ZM182 143V142H181ZM205 143H202L203 145ZM3 144V143H2ZM6 144V142H5ZM4 144V145H5ZM22 145V143H20ZM33 144V143H32ZM31 144V145H32ZM48 144V143H46ZM50 144V143H49ZM62 144V143H61ZM179 144V142H178ZM190 145L193 143H189ZM205 144V145H206ZM16 145V144H15ZM14 145V149L17 147ZM98 145V144H97ZM100 145V144H99ZM103 145V144H102ZM101 145V146H102ZM188 145V144H187ZM191 145V146H192ZM195 145V144H194ZM193 145V146H194ZM202 145V146H203ZM203 146V147H206V146ZM12 146V144H11ZM26 146V145H25ZM52 146L49 145V147ZM105 146L106 144L104 145L103 149L105 150ZM121 146V148L119 147ZM179 146V145H178ZM183 148L185 147L184 144L181 145ZM180 146V147H181ZM200 146H201V143H200ZM199 146V147H200ZM5 147V146H4ZM13 147V146H12ZM27 147V146H26ZM33 147V148H34ZM49 147H47L48 149H50ZM100 148V146H98ZM110 147V148H111ZM190 147V146H189ZM195 147H198V145H196ZM198 147V148H199ZM202 147V148H203ZM212 147V146H211ZM1 148V147H0ZM6 148V147H5ZM45 148V147H44ZM149 148H151L149 146ZM148 148V149H149ZM209 148V147H208ZM214 148V147H213ZM213 148L211 150H213ZM10 149V148H9ZM21 148H19L20 150ZM24 149V148H23ZM34 149V150H35ZM101 148V150H103ZM108 149V148H107ZM106 149V150H107ZM161 149V148H160ZM185 149V148H184ZM188 149V148H187ZM193 149V148H192ZM5 150V149H4ZM11 150V149H10ZM17 150V149H16ZM30 150V149H29ZM103 150V151H104ZM105 150V152H107ZM120 150H123L124 151V154L126 152V154H122ZM158 149H156L155 152H157ZM191 150V148H190ZM196 150V149H195ZM194 150V152H195ZM203 150V149H202ZM238 150V151H237ZM245 150V149H244ZM2 151V150H1ZM13 152H15L14 150H12ZM23 151V150H22ZM22 151L19 153L20 154V158L23 157L24 154H22ZM26 151V150H25ZM36 151V150H35ZM34 151V152H35ZM60 151L62 152L60 154ZM102 151V152H103ZM109 151V149H108ZM151 151V150H150ZM149 151V152H150ZM162 151V149L160 150ZM159 151V152H160ZM184 151V150H182ZM198 151H200L198 149ZM204 151V150H203ZM203 151L200 152V155H203L201 154ZM209 151V149H208ZM262 152V155L264 156V150H261ZM12 152V153H13ZM24 152V151H23ZM33 152V153H34ZM114 152V150H113ZM147 152V151H146ZM147 152V153H149ZM153 152V150H152ZM154 152V153H155ZM158 152V153H159ZM163 152V151H162ZM190 152V151H189ZM11 153V152H10ZM16 153V152H15ZM13 153V154H15ZM29 153V152H28ZM108 153V152H107ZM110 153V154H111ZM121 153V154H120ZM175 153V152H174ZM187 153V152H186ZM196 153V152H195ZM199 153V152H198ZM215 154H217L216 152H214ZM239 156H236L238 155ZM18 154V155H19ZM22 154V156H21ZM26 154V153H25ZM60 154V155H59ZM104 154V153H101V155ZM109 154V153H108ZM106 154V155H108ZM109 154V156H111ZM146 154V153H144ZM157 154V153H156ZM181 154H185V153H181ZM181 154H177L174 156H179L178 158L181 157ZM190 154L192 153H189V155H186L187 158L188 156H190ZM213 154V153H212ZM10 155V154H9ZM17 155V154H16ZM34 155V156H33ZM66 155V153H65ZM64 155V156H65ZM105 155V154H104ZM103 155V156H104ZM105 155V156H106ZM150 155V154H149ZM162 155V153H161ZM244 155V154H243ZM63 157V155H61ZM69 156V157H70ZM108 156V157H109ZM138 156V155H137ZM139 156H141V154H139ZM143 158L145 157L144 155H142ZM185 156V157H186ZM192 156V155H191ZM199 156V155H198ZM204 156V155H203ZM202 156V157H203ZM216 156V155H214ZM2 157V156H1ZM8 157V156H7ZM12 157V156H11ZM19 157V156H18ZM68 157V158H69ZM147 157V155H146ZM151 157V156H150ZM155 157V156H154ZM183 157V156H182ZM196 157V156H194ZM201 157V156H200ZM199 157V158H200ZM202 157L200 158V160H202ZM65 158V157H64ZM103 158V157H102ZM106 158V157H105ZM111 157H109L110 159ZM138 158V157H137ZM159 158V157H158ZM177 158V160H178ZM184 158V157H183ZM186 158V159H187ZM191 158V157H190ZM198 158V159H199ZM5 159V158H4ZM61 159V158H60ZM71 159V158H70ZM142 159V157H141ZM148 159V158H147ZM197 159V157H196ZM195 159V160H196ZM3 160V159H2ZM11 160V159H10ZM24 160V161H26ZM62 160V159H61ZM67 160V159H66ZM77 160L78 162H81V164H83L82 162H84L83 165H85V163H88L87 165L89 166H94L92 167L93 168V171H96L95 173H91L90 170L91 167L88 169L83 168L81 169V165H75V162L77 163ZM80 160V161H79ZM103 160V159H102ZM150 160V159H149ZM185 160V158H184ZM193 160V163L194 161ZM199 160V161H200ZM203 160H205V157H203ZM244 160V161H243ZM5 161V160H4ZM8 161V160H7ZM14 161V159L12 160V162ZM18 162V160H15ZM65 161V160H64ZM70 161V160H69ZM105 161V160H104ZM103 161V162H104ZM110 161H113L112 160H109ZM139 161V160H138ZM6 162V161H5ZM10 163H12L11 161H9ZM141 162V160L139 161ZM145 162V161H144ZM177 162V161H176ZM179 162V161H178ZM182 161H180L181 163ZM188 162H191L189 161V158H188ZM187 161L184 162V164H186L187 166ZM197 162V160H196ZM206 162V160H205ZM204 162V163H205ZM21 163V162H20ZM24 163V162H23ZM22 163V164H23ZM66 163V161H65ZM69 163V162H68ZM105 163V164H106ZM112 163V162H110ZM143 163V162H142ZM200 163V162H199ZM198 163V164H199ZM202 163V161H201ZM206 163V164H207ZM251 163V162H250ZM2 164V162H1ZM16 164V163H15ZM18 164V163H17ZM71 164V163H70ZM80 164V163H79ZM136 164V163H135ZM138 164V163H137ZM145 164V163H144ZM142 164V165H144ZM183 164V165H184ZM205 164V166H206ZM4 165V164H3ZM8 165V164H7ZM6 165V166H7ZM25 165V164H24ZM86 165V166H87ZM133 165V164H132ZM191 165V163H190ZM188 165V166H190ZM193 165V164H192ZM196 165V164H195ZM193 165V166H195ZM201 165V164H200ZM204 165V164H203ZM202 165V166H203ZM5 166V165H4ZM5 166V167H6ZM14 166V165H12ZM72 166V165H71ZM165 166V165H164ZM208 166V165H207ZM3 167V166H2ZM4 167V168H5ZM28 172V169L26 166H24ZM70 167V166H69ZM106 167V165H105ZM117 167V168H116ZM134 167V168H133ZM146 169H147V165H145ZM144 167V168H145ZM149 167V166H148ZM168 167V166H167ZM167 167H165V171H167ZM181 167L182 164H181ZM3 168V169H4ZM23 168V167H22ZM88 168V167H87ZM120 168V169H118ZM184 168V167H183ZM190 168V167H189ZM194 168H197L194 167ZM203 168V167H202ZM209 168V167H208ZM72 169V167H71ZM74 169V170H75ZM96 169V170H95ZM191 169V168H190ZM193 169V168H192ZM198 170L201 169L200 166L198 165ZM204 169V168H203ZM210 169V168H209ZM5 170V169H4ZM19 170V169H18ZM25 170V172H26ZM194 170V169H193ZM260 170V171H259ZM263 170V171H262ZM24 171V170H22ZM51 171V172H52ZM109 171V172H110ZM134 171V172H135ZM144 171V170H143ZM149 171V170H148ZM172 171V172H173ZM200 171V170H199ZM198 171V172H199ZM202 171V170H201ZM2 172V168H1V171ZM21 172V171H20ZM116 172V171H115ZM138 172V171H137ZM171 172V173H172ZM190 172V171H189ZM194 172V171H193ZM262 172V173H260ZM13 173V172H12ZM17 173V172H16ZM23 173V172H22ZM50 173V172H49ZM133 173V172H132ZM136 173V172H135ZM143 173V172H142ZM149 173V172H148ZM195 173H197V171H195ZM200 173V172H199ZM203 173V172H202ZM1 174V173H0ZM55 174V175H56ZM112 174V173H111ZM131 174V175H130ZM141 175V173H139ZM145 174L146 171H145ZM32 175V176H33ZM54 175V174H53ZM60 175V174H59ZM138 175V173L136 174ZM184 175V176H183ZM186 175V176H187ZM205 175L204 176H201L203 178H205ZM4 176V175H3ZM7 176V175H6ZM151 176L150 174L148 175V177ZM194 179H196L195 181H199V175L196 176V175H193ZM2 177V176H1ZM13 177V176H12ZM30 177V176H29ZM35 177V178H36ZM146 178V176H144ZM9 178V177H8ZM15 178V177H14ZM56 178V177H55ZM131 178V177H130ZM133 178H134V174H133ZM151 178V177H149ZM148 178V179H149ZM4 179V178H2ZM50 179V177H49ZM147 179V180H148ZM155 179V178H154ZM187 179V180H186ZM192 179V178H191ZM190 179V180H191ZM10 181V179H8ZM57 180V179H56ZM55 180V181H56ZM15 181V180H13ZM150 181V179L148 180V182ZM2 182V181H1ZM7 182V181H6ZM5 182V183H6ZM118 182V180H117ZM170 182V183H168ZM4 183V181H3ZM161 183V184H160ZM10 184V183H9ZM12 184V183H11ZM58 184V183H57ZM122 186V188L119 189V186L117 187L116 185H120ZM135 183H133L134 185ZM3 185V184H2ZM8 185V184H7ZM17 185V184H16ZM33 185V184H32ZM128 185H125L128 187ZM137 185V184H135ZM192 185L195 187H192ZM6 186V184L4 185ZM3 186V187H4ZM15 186V185H14ZM20 186V185H19ZM19 186H17L19 188ZM46 186V185H45ZM130 187H133V186H130ZM208 187V188H207ZM5 188V187H4ZM38 188V187H37ZM129 188V187H128ZM127 189L128 192H130L129 190ZM1 189V188H0ZM20 189V188H19ZM18 189V190H19ZM82 189H85V193L82 192ZM130 190L132 188H129ZM245 189V190H244ZM14 190H15V187H14ZM17 190V188H16ZM15 190V191H16ZM37 190V189H36ZM39 190V189H38ZM46 190V189H45ZM120 190V191H119ZM249 190V191H250ZM250 191L246 196L248 195H251V196H255L256 194H254L255 192L253 191ZM13 191V190H12ZM33 191V189H32ZM35 191V189H34ZM132 191V190H131ZM11 192V191H10ZM46 192V191H45ZM47 192V193H49ZM132 192V193H133ZM253 192V193H251ZM14 193V192H13ZM85 195H84V194ZM232 193V196H230ZM251 193V194H250ZM11 194V193H10ZM54 194V192H53ZM133 194V195H134ZM253 194V195H252ZM15 195V194H14ZM13 195V196H14ZM20 195V194H19ZM84 195V196H83ZM133 195H130V196H133ZM256 195V196H257ZM10 196V195H9ZM7 196V197H9ZM22 196V195H21ZM86 196L88 198H86ZM250 196V197H251ZM11 197V196H10ZM15 197V196H14ZM13 197V198H14ZM20 197V196H19ZM227 197H231L232 199L234 198L235 201H233V203L231 204V206L229 207L228 204L230 203H227L228 199ZM249 197V196H248ZM249 197V198H250ZM131 198V197H130ZM227 201H226V199ZM229 200V202H232V200ZM247 198V199H249ZM253 197H251L252 199ZM254 198H257V197H254ZM253 198V199H254ZM17 199V198H16ZM15 199V200H16ZM63 199V200H64ZM238 199V200H237ZM243 199V198H242ZM246 199V197H245ZM8 200V199H7ZM32 200V199H31ZM60 200V201H59ZM256 200V199H255ZM259 200V198H258ZM264 200V199H263ZM11 201V199H10ZM27 201V200H26ZM226 201V202H225ZM238 201V203H237ZM240 201V202H239ZM244 200H242L243 202ZM247 201V200H245ZM244 201V202H245ZM252 201V200H251ZM250 201V202H251ZM262 200H260L261 202ZM9 202V201H8ZM7 202V204H8ZM12 202V201H11ZM18 202V201H17ZM24 202V201H23ZM64 202V201H63ZM243 202V203H244ZM255 202V201H253ZM10 203V202H9ZM14 203V202H13ZM21 203V202H20ZM34 203V202H33ZM258 202H256L255 206L257 205ZM17 204V203H16ZM24 204V203H23ZM22 204V206H23ZM254 204V203H253ZM260 204V203H259ZM19 205V204H18ZM27 205V203H26ZM16 206V205H14ZM33 206V205H32ZM54 206V204H53ZM61 206V207H60ZM8 207V206H7ZM26 207V206H25ZM61 211H60V209ZM29 208V207H28ZM24 209V208H23ZM26 210V209H25ZM9 211V210H8ZM24 211V210H23ZM53 211V213H54ZM110 211H113V214L116 212V218L115 219H119V222H115V223H118L119 226L121 225L120 227V234L119 236L116 235V237H119L118 240L116 239L115 241L112 242V244L114 245L113 247L111 246L110 243H108L107 241L108 240H101V237H105V236H111L113 235V233H115L114 231L115 228L117 229V227L119 228V226L117 225H111L108 223V221L105 222L104 220V223H103V218L102 216L104 215V218H105V215H107ZM20 212V211H19ZM26 212V211H25ZM32 213V211H31ZM107 213V214H106ZM236 213V215H235ZM35 214V213H34ZM56 214V213H55ZM63 214V215H64ZM27 215V214H26ZM32 215V214H31ZM239 215V220H246L249 218V222L247 220V223L245 221V223L247 224L246 225V232L248 234V239H247V236H246V233H245V236L244 237V234H243V237L245 238L246 241H244L243 243H240L241 241H238L236 243V245L238 246H235L234 244V247L230 248L228 246L229 249H227V246H226V242L228 241L227 238L231 236H228L227 238H225L226 240L223 241L220 239L221 237V234L222 233H233V225L235 227L236 223H238L237 221V217L235 216H238ZM78 216H80V218H78ZM110 216V215H109ZM109 216H106L105 219L109 218ZM112 216V215H111ZM29 217V216H28ZM33 217V216H32ZM114 217V216H113ZM24 218V217H23ZM26 220L27 217L25 216ZM30 218V217H29ZM252 218V219H250ZM110 219V218H109ZM64 220V221H65ZM108 220V219H107ZM113 220V219H112ZM111 221V219H110ZM113 221H116V220H113ZM26 222V221H25ZM24 222V223H25ZM242 222V221H241ZM90 223L92 224H95V226L97 225L96 223H102L103 226H101V229H103L102 231V235L99 233L100 236H96V234L90 236L88 234V230L86 231L87 234L90 236L88 237L87 234H85V232L83 233L81 230H85L84 228H86V226L90 225L92 226ZM112 223V222H111ZM6 224V223H5ZM113 224V223H112ZM239 225H236L237 228L239 229L238 226H240V223H238ZM244 224V222H243ZM259 224V225H258ZM4 225V224H3ZM7 225V224H6ZM9 225V224H8ZM7 225V226H8ZM254 225H258L257 228H255ZM25 226V227H24ZM243 226V225H242ZM40 227V229H39ZM38 227L39 230H42L41 228V225ZM89 227V226H88ZM87 227V228H88ZM93 227V226H92ZM254 227V228H253ZM8 228V229H7ZM233 228V229H232ZM236 228V227H235ZM241 228V227H240ZM253 228L254 231H252L251 233V229ZM34 232V229L31 228ZM97 229V228H96ZM99 230V229H97ZM237 230V229H236ZM241 230V229H240ZM239 230V231H240ZM243 230V233H244V229ZM241 230V231H242ZM89 231H92L89 230ZM96 231V230H95ZM94 231V232H95ZM250 231V232H249ZM25 232V233H24ZM99 232V231H98ZM97 232V233H98ZM106 232V233H105ZM118 232V231H117ZM24 233L26 234L27 233V236H29V244H26L24 245V247H20L17 245V240L20 239L19 236L22 237L24 236H21V234ZM43 233V232H42ZM93 233V231L91 232V234ZM242 233V232H241ZM250 233V235H249ZM116 234V233H115ZM235 234V233H233ZM62 235V234H61ZM126 235V239L124 238ZM223 235V234H222ZM226 235V234H225ZM236 235V234H235ZM238 235H241L238 233ZM108 236V237H109ZM115 235H113L114 237ZM224 236V235H223ZM26 237V236H25ZM107 237V238H108ZM225 237V236H224ZM242 237V238H243ZM50 238V237H49ZM48 238V239H49ZM231 238V237H230ZM233 238V237H232ZM235 238V237H234ZM233 238V239H234ZM237 239L240 238L242 241L243 239L241 238V236L239 237H236ZM24 240L26 238H23ZM55 239V237H54ZM106 239V238H105ZM108 239H112V237L108 238ZM126 241H125V240ZM223 239V238H222ZM47 240V239H46ZM45 240V241H46ZM52 240V239H51ZM20 241V240H18ZM23 241V240H22ZM129 243H128V242ZM232 242V240H230ZM235 241V239H234ZM0 242V244H1ZM26 242V240H25ZM54 242V241H53ZM107 242V243H106ZM111 242V240H110ZM127 246H126V244ZM230 242V243H231ZM236 242V241H235ZM234 242V243H235ZM246 242V244H244ZM48 243V242H47ZM46 243V245H47ZM52 242H49L48 244H50ZM124 244V245H121V244ZM115 244H116V248L117 250H114L115 248ZM137 244H140V245H137ZM229 244V241L228 243ZM3 245V247H4ZM141 246L139 247V249H137L136 247L137 246ZM231 245V244H230ZM2 248V246H0ZM0 248V249H1ZM57 248V249H58ZM114 248V249H113ZM140 248H141V251H140ZM2 250H4L2 248ZM1 251V250H0ZM7 251V250H6ZM10 251V250H9ZM47 251V250H46ZM5 252V251H4ZM8 252V251H7ZM11 252V253H12ZM3 253V252H2ZM1 254V253H0ZM5 255V254H4ZM11 255V254H10ZM42 255L44 256V258L42 257ZM50 255V253L48 252L47 256ZM1 256V255H0ZM10 257V256H9ZM57 257V258H56ZM48 258V257H47ZM8 259V258H7ZM37 260H41L40 263H38ZM11 261H12V257H11ZM8 263V262H7Z\"/></svg>",
    "mask_w": 264,
    "mask_h": 264
},
{
    "label": "rangeland",
    "instance_id": "rangeland-1",
    "mask_svg": "<svg viewBox=\"0 0 264 264\" xmlns=\"http://www.w3.org/2000/svg\"><path fill=\"white\" fill-rule=\"evenodd\" d=\"M13 1L15 2L16 1V3L18 4H15V3H13ZM22 0H0V6H2V7H0V40L1 39H3V40H5V42L4 41H2V44L3 43H6V44H4V46L6 47L5 49H7V48H9V49H7V51L5 52L4 50V48H3V46L2 47H0V75H3V76H5L4 78L5 79H0V87L2 86V88H1V94H0V125L2 126H0L1 128H0V171H1V168H2V172H0L1 174H0V233H2L5 229H6V227H9L10 225H11V223L13 224V218H15L16 216H18L20 219H21V221H23V224L25 225H27L28 224V221H29V226H28V228L30 229L29 230V233H31L32 234V237H36L37 235H35L36 233L38 234V232H39V234H38V236L37 237H39V236H41V234H42V236L44 237V244L43 245H45V247L44 246H42L44 249H45V251L44 250H42V252H43V255H45V258H44V256L42 255V257L44 258L43 260V262H47V261H49L48 259L50 258V257H55L56 256V253H58L59 251H60V249L58 248V246L56 245L57 244V242L58 241H56V238L58 239V240H60V237L62 236L63 237V234H64V231L66 230V220H65V210H64V213L63 212H60V214L58 215V213L57 212H59V210L58 211H54L53 209H55L56 207H55V203L57 202V200L60 198V199H62L61 201V205H62V207H61V209L64 207L65 208V206L67 205H65V203H66V200L64 199V197L62 198V195L64 196V190H67L66 188H65V186H66V184H68V182H70V180L72 181V179H73V173H75V172H77V168H78V171H79V169H80V167L78 166L76 169H75V167L76 166H74L73 167V161H74V159H72L73 157H71L70 156V154L69 153H67V152H64L63 150H62V152L60 151V154L61 155H63V157L60 155L59 156V160L61 161V165H62V167H63V169H62V171H61V173H59L58 175L56 174V172L55 173H53L54 171H52V170H49V171H46V173H47V177H48V180H52L51 178H53L54 180H53V183L51 184L52 186H54L53 187V192H54V194H53V192H51L52 194H50V190L48 189L50 186H49V184L47 183L46 184V182H44L43 184H44V186L43 187H41L42 189H40V187L39 186H37V187H35V184L33 183L34 181H36L38 178L36 177H34V175H33V173H32V170L29 168V167H27V160L25 159V157L24 156H26V158L28 157L27 155L29 154V155H31L32 156V154H34V155H39L37 152H39V153H41L40 155H44L43 157H45V158H47L48 157V155L47 154H50L49 152L50 151H44L45 149H47V150H53L54 148H55V144L57 143L58 145H59V142H60V147H62V148H64L65 146H64V144H65V142H66V145H67V143L68 142H70L72 139H73V137L72 136H70V135H75V132H76V130H77V128L79 127V125L81 126V120H78V119H81V118H83L85 115H84V112H82V110H80V108L81 109H83V107L84 106H86V104H87V106H88V108H90L89 110H91L92 112H97V111H101V116L100 117H102L103 116V113H102V110L106 107V106H108V108L111 110V107L113 106V104H115L116 102H115V98H114V95L113 96H111L113 93H112V89H111V87H109V86H112V85H109V80H107L108 79V77H106L107 79V81L105 80H102L101 81V79H99V78H95V75L97 76V68H95V66L97 65V63H95L96 62V59L95 58H93V59H90V60H92L91 62L93 63V66L91 65V62L90 61H86V62H84V61H80V64H79V67H80V69L81 68H83V66H84V68L87 70L86 71V73H84L83 74V76L82 75H79V74H76V72H78L79 70H76V69H78V68H76L75 66L73 67V65H71V64H69V65H71L70 66V69H65V67H63V66H65V65H67L68 64V61H66V60H63L62 61V59L63 58H59L58 56H57V53H58V51L59 50H61L60 48H59V45H57V46H51L52 48H53V50H52V48L51 47H48L50 50H46L45 48V50L48 52H46V51H44L46 54H44L42 57H40L38 60H36V61H34V59L33 58H35V56L34 55H32V53L34 52V50L35 49H33V48H35V44L37 43V42H46V37L48 36V35H51L52 34V32L50 33V31H49V29L52 31L53 29V31H55L56 29H57V26H54L55 24L56 25H58V27L59 26H61L62 28L64 27L63 25H64V21L62 22L61 20H56L55 21V18H53L54 16L56 17V15H57V18L60 16V15H64V14H68L70 11H72L70 8H66L63 4H62V2H63V0H58V2H56L57 0H55V2H56V4H54L55 6L57 5V6H59L60 7V10H58V11H61L62 12V14H60L59 12H57V8H59V7H54V6H52V8L54 7V8H56L55 9V11L54 10H52L53 11V13L52 12H50V9H49V11H48V13L49 14H47V11H46V13H44V12H41V11H44V9H46V7L48 8L49 6H51V5H49V3H50V1H47V0H23L22 2H21ZM36 1V2H35ZM44 1V2H43ZM47 1V2H46ZM107 1V0H106ZM105 0H101V2H102V4H103V6H105L106 5V8L105 7H103L102 5H101V2H99V1H97V0H95V3L97 4V2H98V4L100 3V5H98V8H101V9H99V10H96V11H93V13H97V14H95V15H91L92 14V12L90 13V15L91 16H89L90 17V19L92 20V21H90V19H87L88 21H87V23H85L86 22V19H85V21H84V27H85V25L86 26H91V27H93L94 29L96 28V27H98V25H99V23H100V21H103V19H104V13H103V8L104 9H109L108 7H110V6H112L113 4L115 5V3H112V1L113 2H116L117 1V3H118V0H108L107 2L108 3H110V4H112V5H110V4H108V3H106V4H104L105 2H106ZM119 1H121V0H119ZM135 2H137L138 1V3L137 4H139V5H141V7H146V6H148L149 4H152V6L154 5V3H155V0L153 1V0H134ZM143 2V4H142V2ZM148 1V2H147ZM154 3H153V2ZM170 0H168V2H169ZM184 1V0H183ZM182 0L180 1V0H175V2L177 3H180V2H183ZM206 1V2H205ZM205 1H198V7H196V8H194L195 10H193V11H196L198 14H200L201 13V11L204 9V8H206V10H207V8L208 9H210L211 11H212V9H213V12H211V18H212V20H213V14L212 13H214V20H216L217 19V21H213L212 22V20H210L209 21V25H210V30H209V28L208 29H206L205 30V32H207L206 34H205V32H202L201 34V37L202 36H205V38H203V43L205 42H209V44L208 43H204V44H202V50H203V53H199L200 54V56L198 55V54H196V56L195 57H197V58H193V60L195 61H193V62H191V63H189V64H187L186 65V67L188 68L189 67V70H192V69H194L192 72H189V70H187V74H191L190 76L188 75V83L186 84V90H187V92H188V95H190V96H188V98H192V99H202L203 100V98H201V97H203L202 96V94H204V95H207V96H209L210 97V100H212L211 99V96L212 97H215V98H213V100L214 99H216V97L218 96V92H216V89H214L215 88V84H216V88L218 87V88H221L225 83H223V84H221V83H219V81H216L215 80V77L217 76V75H219L220 76V74H222V71H223V73L225 72V70L227 69V67H223V65H222V61H224V57L225 56H227L226 54L232 49V48H234V47H236L235 46V44H238L239 42V40H240V42L241 41H243V37H245V35H247V34H245V29L244 28H246V26H248L247 24H250L251 23V25H254L253 26V32L252 33H254L255 31L254 30H256V33H258V31H259V33H258V37L260 38V37H263V38H260L261 40H263V42H264V33H263V24L262 23H264V21H262V19L264 20V0H211V2H210V0L208 1V0H205ZM212 1H213V3H214V1H216L214 4L212 3ZM248 1H253L254 2V8H253V10H252V14H254L253 16H252V14L250 15V17H248L247 15V17H244L243 15L246 13V9H245V5L247 4V2ZM3 2H4V4H3ZM6 2V3H5ZM11 2V3H10ZM27 4H25V3ZM29 2V3H28ZM31 2V3H30ZM42 2V3H41ZM159 2H161V3H163L164 5L166 4L167 6L169 5V4H167L166 2H167V0H164V1H162V0H160ZM202 2H204V3H202ZM7 3H9V4H7ZM13 3V4H12ZM22 3V4H21ZM36 3V4H35ZM44 3V4H43ZM60 5H59V4ZM120 3V2H119ZM199 3H200V5H199ZM208 4L209 5V7H208V5H206V4ZM210 3V4H209ZM10 4H12V5H10ZM30 4V6H28ZM41 4V5H40ZM43 4V5H42ZM46 4V5H45ZM95 4V5H96ZM110 5V6H108V5ZM146 6H145V5ZM157 5H159V3H156ZM163 4H160L161 6L163 5ZM203 4V5H202ZM212 4V5H211ZM14 5V6H13ZM62 5V6H61ZM96 5V6H97ZM206 5V6H205ZM10 6V7H9ZM45 6V7H44ZM99 6H101V7H99ZM150 7H151V5H149ZM160 6V7H161ZM200 6V7H199ZM205 6V7H204ZM215 6V7H214ZM16 8L17 7V9H18V13H16L15 15L10 11V10H12V8ZM25 7V8H24ZM38 7H39V9H38ZM43 7H44V9H43ZM62 7H64V8H62ZM164 6H162L161 8H159V6H158V10L160 9H164L163 8ZM173 6H171V7H169V8H172ZM4 8V9H3ZM26 8H27V10H26ZM32 8V11L30 10ZM34 8V9H33ZM40 8H42V9H40ZM53 8V9H54ZM62 8V9H61ZM98 8H96V9H98ZM212 8V9H211ZM2 9V10H1ZM25 9V10H24ZM64 9V10H63ZM215 9V10H214ZM21 10V11H20ZM28 10H29V12H28ZM38 10V11H37ZM40 10V11H39ZM159 10V11H160ZM245 10V13L243 12L242 13V11H244ZM263 10V11H262ZM3 11V12H2ZM25 11V12H24ZM31 11V12H30ZM36 13H35V12ZM98 11V12H97ZM192 11V12H193ZM199 11V12H198ZM217 11V12H216ZM260 11V12H259ZM5 12V13H4ZM41 12V13H40ZM63 12H64V14H63ZM196 12H193V17L194 18H196V20H199L200 19V16L199 15H197V13ZM263 13L262 15H259L260 13ZM3 15H5L6 17H4V20H3V16H2V14ZM9 15H8V14ZM32 13V14H31ZM37 13H38V16H35V15H37ZM42 13H44V14H42ZM56 13V14H55ZM101 13V14H100ZM196 13V14H195ZM7 14V15H6ZM17 14H18V16H17ZM40 14V15H39ZM100 14V15H99ZM20 15V16H19ZM31 16V17H29V16ZM42 15V16H41ZM49 15V16H48ZM51 15V16H50ZM59 15V16H58ZM195 15H197V16H195ZM242 15V16H241ZM25 16V17H24ZM46 16V17H45ZM48 16V17H47ZM53 16V17H52ZM95 16V17H94ZM98 16V17H97ZM241 16V17H240ZM261 16H263L262 17V19H261ZM2 17V18H1ZM29 17V20L27 19V18ZM35 17H40V21H41V23H43V24H41L40 23V21L38 22V20H37V22L38 23H40L39 24V26H38V23H36V20L35 19H38V18H35ZM41 17H43V18H41ZM50 17V18H49ZM100 17V18H99ZM197 17H198V19H197ZM217 17V18H216ZM244 17V18H243ZM258 17H260V18H258ZM8 18V19H7ZM32 18H34V19H32ZM47 18V19H46ZM56 18V19H57ZM93 18V19H92ZM210 18V19H211ZM241 18V19H240ZM247 18H253V21H254V23H253V21H252V19H250V21H249V19H247ZM20 19H27V22L25 23L26 24V26L25 25H23L22 24V22L20 23V21H22V20H20ZM59 19V18H58ZM96 19V20H95ZM102 19V20H101ZM218 19H219V23H218ZM261 20V22H260V20ZM3 20V21H2ZM20 20V21H19ZM32 21V23L31 22H29V21ZM93 20H95V21H93ZM98 20H99V22H98ZM246 20V21H245ZM256 20H258L259 22H257ZM7 21V22H6ZM53 21H55V22H62V23H60V24H58V23H53ZM238 21H241L242 22V24L241 23H239ZM244 21V22H243ZM10 22V23H9ZM19 24H18V23ZM96 22V23H95ZM98 22V23H97ZM181 22V24L179 23V20H178V22L176 21V23H175V21L173 22V23H175L173 26L175 27V29H174V27L173 26H170V27H166V26H164V24H162L161 23V25H162V29L164 30V28L166 27L167 29L166 30H162L161 29V25H160V23H158V25H156V26H153V27H156V28H153L151 25L149 26V24L147 25L146 24V26H144V28H146L148 31L151 29V33L150 32H148L147 30H146V32L147 33H149L148 35V37L149 38H154L155 36L156 37H158V38H155L158 42H163V45L165 46V45H168V44H170L171 46L172 45H176L177 44V39L179 38V37H190L189 36V34H187V31L186 30H188V29H186V23H184V21H180ZM183 22V23H182ZM212 22V23H211ZM214 22H216L215 23V25H214ZM250 22V23H249ZM30 23V24H29ZM35 25H34V24ZM90 23H95V24H91L90 25ZM179 25H178V24ZM211 23V24H210ZM238 23V24H237ZM244 23V24H243ZM17 24V25H16ZM22 24V25H21ZM53 26H51V25ZM54 24V25H53ZM87 24H89V25H87ZM260 26H259V25ZM262 24V25H261ZM4 27H3V26ZM5 25H6V27H5ZM11 25H14V26H12L11 27ZM19 25V26H18ZM30 25V26H29ZM37 25V26H36ZM48 25V26H47ZM95 25V26H94ZM160 25V26H159ZM178 25V26H177ZM181 25V26H180ZM232 25V27H230ZM22 27V29H20L21 27ZM25 26V27H24ZM33 26H36V27H39V28H43L42 30H44V28L46 29V30H44L43 31V39H41V41H40V36H37V34H36V36L38 37V38H36L34 35L35 34H33V36H30L31 35V31H32V28H33ZM44 26V27H43ZM47 28H46V27ZM147 26H149L148 28H147ZM183 26V27H182ZM8 27V28H7ZM14 27V28H13ZM28 27H30L31 28V31L29 32V30L30 29H28ZM56 27V28H55ZM164 27V28H163ZM180 27V29H178ZM9 28H10V30H9ZM25 28H27L28 30V33L26 32V29ZM49 28V29H48ZM53 28V29H52ZM60 28V27H59ZM62 28H60V29H58L59 30V32L57 31V37H60V38H62V37H65V31H64V28L62 29ZM150 28V29H149ZM186 29V30H182V29ZM262 28V29H261ZM4 29H5V31H4ZM34 29V28H33ZM154 29V30H153ZM160 31H159V30ZM174 29V30H173ZM178 29V30H177ZM262 30V32H261V30ZM8 32H7V31ZM21 30V31H20ZM61 30V31H60ZM93 30V29H92ZM175 30H177V31H175ZM207 30H209V31H207ZM229 30V31H228ZM19 31V32H18ZM64 31V32H63ZM154 31V32H153ZM162 31V32H161ZM166 31V32H165ZM171 32V34L169 35V33ZM182 31V32H181ZM183 31H185V33L183 32ZM228 31V35L226 36V32ZM244 31V33H242ZM21 32V33H20ZM22 32H25L26 34H23ZM49 32V33H48ZM60 32H62V33H60ZM157 32V33H156ZM211 33V34H209V36L207 35L208 33ZM241 32V33H240ZM260 32L261 33H263V35L261 34V36H260ZM20 33V34H19ZM30 33V34H29ZM46 33H47V35H46ZM152 33L154 34V35H152ZM162 33V34H161ZM163 33L164 34H166L165 36L163 35ZM242 35L241 37H240V34ZM19 34V35H18ZM60 34H63V35H60ZM158 34V35H157ZM179 34L181 35V36H179ZM185 34V35H184ZM244 34V35H243ZM16 35V36H15ZM22 35V36H21ZM27 35H29L28 36V38H27ZM151 35V36H150ZM163 36V37H159V36ZM168 35V36H167ZM173 35V36H172ZM62 36V37H61ZM171 36H172V38H171ZM178 36V37H177ZM207 36H208V38H207ZM2 37H4V38H2ZM23 37V38H22ZM29 37H30V40H31V38H32V40L31 41H29ZM49 37V36H48ZM47 37V38H48ZM168 37V39L166 40V38ZM170 37V38H169ZM175 39H174V38ZM177 37V38H176ZM187 37V38H188ZM257 37V35L255 36V37H253V38H255L254 40H255V42H254V44H253V48H255V49H252V57H254V58H256V59H254V61H252L251 62V60H253V58L250 56L249 58H247V59H249L248 61H247V59L246 60H243V61H241V63L240 64H238V63H234V64H236L235 65V68L236 69H240V70H238V76H239V74H242V75H240V77H244V78H242L241 80H243L242 82H240V86L242 87V85L244 84V82L246 81V80H249L250 81V79L252 80V81H250V82H245L246 84H245V86H243V87H245V88H243V90H246V88H247V93H249V95H251L252 97L253 96H255V94L257 93V91H259L257 88H258V84H256L257 82H259L260 80H259V74L258 73H261V67L264 65V46H263V44L264 43H262V41H260L261 43L259 44V45H257L258 44V42H259V38ZM14 38V39H13ZM18 38H20L19 40H18ZM26 38V39H25ZM34 38V39H33ZM36 38V39H35ZM159 38H161L160 40H159ZM187 38H185V40L187 39ZM210 38V39H209ZM240 38H242V39H240ZM13 39V40H12ZM16 39H17V41H16ZM21 39H23V40H21ZM37 39H39V40H37ZM52 40V36L51 37H49V39H47V41H49V40ZM164 39L166 40V42L164 41ZM189 39V38H188ZM208 41H207V40ZM230 39V40H229ZM239 39V40H238ZM259 39V40H258ZM20 40H21V42H20ZM173 40V44H171V41ZM205 40V41H204ZM227 40H229L230 42H229V45L226 43V41ZM233 40V42L231 43V41ZM244 42H246V41H248V39L247 38H244ZM258 40V42H256ZM11 41H12V43H11ZM30 42V44H29V42ZM33 41V42H32ZM37 41V42H36ZM116 41L117 42H121V43H123L122 41L123 40H121V38L119 39V38H117L116 39ZM169 41H170V43H169ZM176 42V44H175V42ZM24 42V43H23ZM28 42V43H27ZM32 42V43H31ZM35 42V43H34ZM168 42V44H165V43H167ZM238 42V43H237ZM8 43V44H7ZM11 43V44H10ZM16 43V44H15ZM20 43H22V44H25V45H27V46H29V47H27V46H23L22 44L21 45H19ZM27 43V44H26ZM231 43V44H230ZM256 43V44H255ZM29 44V45H28ZM32 44V45H31ZM119 44V45H118ZM162 44V43H161ZM49 45H50V43H49ZM180 45V44H179ZM206 45V46H205ZM227 45V46H226ZM232 45H233V47H232ZM8 46V47H7ZM14 47V48H12V47ZM15 46H16V48L17 49H15ZM33 46V47H32ZM43 46H45V44H43ZM116 46L117 47H121V44L120 43H116ZM183 46V45H182ZM203 46H205L204 48H203ZM208 46V47H207ZM10 47H11V49H10ZM22 47V48H21ZM119 47V48H120ZM232 47V48H231ZM18 48H21V49H19L18 50ZM26 48V49H25ZM32 48V49H31ZM54 48H56V49H54ZM23 49V50H22ZM31 49V50H30ZM207 49V50H206ZM230 49V50H229ZM259 49V50H258ZM25 50V51H24ZM58 50V51H57ZM205 50V51H204ZM14 51V52H13ZM15 51H17V52H19L18 53V55H16L15 53H17V52H15ZM31 51V52H30ZM33 51V52H32ZM50 51H52V52H50ZM54 51H57V52H54ZM259 51V52H258ZM261 51V52H260ZM9 52H11V53H9ZM13 52V53H12ZM20 52H21V54H20ZM24 52V53H23ZM29 52V53H28ZM202 52V51H201ZM218 52V53H217ZM255 52H257L256 54H255ZM27 53H28V55H27ZM30 53H31V56H30ZM52 53V54H51ZM54 53V54H53ZM219 54L218 56H219V58L220 59H223V60H221V64L220 63H217L216 61H215V55L214 54ZM261 53H263V55L261 54ZM7 54V55H6ZM14 55V57H13V55ZM21 56H20V55ZM49 54H51V55H49ZM258 54H259V56H261V59H259L260 57L258 56ZM9 55H10V57H9ZM12 55V56H11ZM24 57H27L28 56V60L27 61H24V62H21V63H19L21 60H22V57L23 56ZM27 55V56H26ZM49 55V56H48ZM55 55V58L53 57V56ZM254 55V56H253ZM7 56V57H6ZM30 56V57H29ZM51 56L53 57L52 59H51ZM232 58L234 57V58H237V54L236 53H233L232 52V55H230ZM256 56H258V57H256ZM11 57H13V58H20V59H13L12 58V60H11ZM263 57V58H262ZM9 58H10V61H8L9 60ZM251 58V59H250ZM260 60L258 63H257V60L258 59ZM6 59V60H5ZM57 59H59V60H57ZM61 59V60H60ZM16 60V61H15ZM18 60V61H17ZM57 60V61H56ZM206 60H209V61H207L206 62ZM256 60V61H255ZM12 61H14V62H12ZM29 61V63H26V62H28ZM34 61V62H33ZM38 61V62H37ZM48 61V62H47ZM52 61V62H51ZM60 61V62H59ZM244 61H246V62H244ZM52 64H51V63ZM65 62V64H63ZM82 62V63H81ZM89 62V67H94L92 70H90L91 71V73H90V71L88 70V69H90L88 66H87V63ZM213 62H215L214 64L215 65H217V66H211L210 68L211 69H214L215 70V72H216V75H215V77H214V81L212 82V85L214 86V88H213V86L212 85H210V84H208V87H207V85H206V87L209 89L211 86H212V88H213V90H215V91H213L212 90V88H210L209 90V95H208V93H207V91H208V89L206 88L205 89V87H203L202 85H199L198 84V82L196 81H194V80H196V79H198V77H199V74H200V76H202V73H203V75L205 74V69L206 68H204L205 67V65H208L209 63L211 64H213ZM225 62H227L228 63V61H226L225 60ZM9 63V64H8ZM17 63V64H16ZM45 63V64H44ZM60 63H62V65L60 64ZM95 63V64H94ZM184 62H177L176 64H179V65H177L179 68H181L182 66H183V68H184V64H186V63H184ZM207 63V64H206ZM244 63V64H243ZM252 63V64H251ZM254 63L256 64V65H254ZM260 63V64H259ZM262 63V64H261ZM4 64V65H3ZM13 64V65H12ZM23 66H22V65ZM29 64V65H28ZM38 64V65H37ZM44 64V65H43ZM84 64V65H83ZM180 64H182V65H180ZM192 64V65H191ZM213 64V65H214ZM220 64V65H219ZM228 64H230V63H228ZM3 65V67H1ZM17 65H21V66H17ZM26 65V66H25ZM34 65V66H33ZM48 65V66H47ZM51 65H52V67H51ZM60 65V66H59ZM86 65V66H85ZM191 65V66H190ZM242 65V66H241ZM243 65H244V67L248 70H246V69H244V67H243ZM252 65H253V67H252ZM258 65V66H257ZM82 66V67H81ZM247 66H249V67H247ZM254 66H256L257 67V69H256V67H254ZM261 66V67H260ZM12 67V68H11ZM21 67V68H20ZM26 67V68H25ZM31 67V68H30ZM32 67H34L33 69H32ZM37 67H39V68H37ZM60 67H62L61 68V70H60ZM219 67H220V70L221 71H217L216 69L218 68L219 69ZM223 67V68H222ZM254 68V70H255V72L256 71H259V72H254V70L253 69H251V68ZM259 67V68H258ZM18 68V69H17ZM25 68V69H24ZM28 68V69H27ZM59 68V69H58ZM242 68V69H241ZM261 68V69H260ZM263 68H264V66H263ZM4 69V70H3ZM39 69V70H38ZM58 69V70H57ZM186 69V68H185ZM224 69V70H223ZM250 69V70H249ZM7 70H10V71H8L7 72ZM32 70V71H31ZM37 70V71H36ZM48 70H49V72H48ZM53 70V71H52ZM66 70H68V71H66ZM73 70V71H72ZM203 70H204V72H203ZM207 70V69H206ZM242 70V71H241ZM261 70V71H260ZM13 71V72H12ZM59 71V72H58ZM64 71V72H63ZM72 71V72H71ZM76 71V72H75ZM93 71V72H92ZM24 72V73H23ZM36 72V73H35ZM57 72V73H56ZM65 72H66V74H68V72H69V74H70V77H68L69 79H67L66 80V82H67V84H64L65 83V80H63L62 81V77L61 76H63L64 77V75L63 74H61V73H64L65 74ZM71 72V73H70ZM87 72H88V74H87ZM94 72H96V73H94ZM221 72V73H220ZM240 72H242V73H240ZM247 73V74H244V73ZM250 72V73H249ZM251 72H253L252 74H251ZM11 73V74H10ZM17 73V74H16ZM35 73V74H34ZM52 73V74H51ZM72 73H74V74H72ZM92 74L91 76H90V74ZM218 73V74H217ZM8 74H9V77H8ZM15 74V75H14ZM20 74V75H19ZM23 74V75H22ZM39 74V75H38ZM43 74V75H42ZM48 74V75H47ZM50 74V75H49ZM60 74V75H59ZM65 74V75H66ZM69 74L67 75V76H69ZM71 74H72V77H71ZM88 76H87V75ZM94 74V75H93ZM257 74V75H256ZM7 75V76H6ZM35 75H36V77H35ZM74 75H75V77H76V79H75V77H74ZM77 75H79V76H77ZM246 77H245V76ZM252 75L253 77H250V76ZM258 77V78H256V76ZM13 76H15V77H13ZM23 76V77H22ZM40 76V77H39ZM86 76V77H85ZM175 76V75H174ZM197 76V77H196ZM219 76H217L218 77V79H219ZM248 76L250 77V78H248ZM254 76H255V80L254 79H252V78H254ZM11 77H12V79H11ZM44 77V78H43ZM48 77V78H47ZM78 77V78H77ZM84 77V78H83ZM89 77L91 78V79H89ZM195 77V78H194ZM240 77H238V80H240ZM38 78V79H37ZM54 78V79H53ZM61 78V79H60ZM72 78V79H71ZM80 78V79H79ZM174 78V77H173ZM14 79V80H13ZM21 79V80H20ZM26 79V80H25ZM41 79V80H40ZM95 79H96V81H95ZM246 79V80H245ZM5 80H8V81H5ZM32 80L34 81V83L32 82ZM36 80H37V82H36ZM61 80V81H60ZM68 80H70V81H68ZM89 80V81H88ZM233 80V79H232ZM232 80L230 81V80H228L227 82L229 83V81H230V83L232 82ZM235 80V79H234ZM259 80V81H258ZM24 81V82H23ZM50 83H49V82ZM73 81V82H72ZM88 81V82H87ZM191 81V82H190ZM26 82V83H25ZM60 82H62V83H60ZM70 84H69V83ZM77 82V83H76ZM79 82V83H78ZM83 82V83H82ZM90 82V83H89ZM102 84H101V83ZM104 82H105V84H104ZM108 82V83H107ZM111 82V81H110ZM218 82V83H217ZM254 82H255V84H254ZM6 83H7V85H6ZM9 83V84H8ZM21 83V84H20ZM39 83V84H38ZM52 83V84H51ZM54 83V84H53ZM58 85H57V84ZM91 83H92V85H91ZM189 83H191L190 85H189ZM5 84V85H4ZM13 84V85H12ZM37 84V85H36ZM76 84V85H75ZM80 84V85H79ZM83 84V86L81 87V85ZM101 84V85H100ZM108 85V87H107V85ZM219 84H221V87H220V85ZM227 84V83H226ZM242 84V85H241ZM41 85V86H40ZM57 85V86H56ZM59 85H60V87H59ZM62 85H64L63 87H62ZM104 85V86H103ZM197 85V86H196ZM202 87V89H200V87ZM11 86V87H10ZM13 86V87H12ZM38 86V87H37ZM75 88H74V87ZM88 86H89V88H88ZM94 86V87H93ZM102 86H103V88L104 87H106V89H103L102 88ZM249 88H248V87ZM6 87V88H5ZM16 87V88H15ZM18 87V88H17ZM24 87V88H23ZM26 87V88H25ZM42 87V88H41ZM48 87V88H47ZM51 87V88H50ZM53 87V88H52ZM55 87V88H54ZM77 87V88H76ZM98 87V88H97ZM132 87V86H131ZM130 87V88H131ZM191 87V88H190ZM193 87H195V88H193ZM199 87V88H198ZM257 87V88H256ZM34 90H33V89ZM58 88V89H57ZM91 88V89H90ZM95 88V89H94ZM128 89L129 90V92H126L127 94V96L128 95H130V97L133 99V101L134 102H136L135 103V107H136V109L137 110H139V112H143V113H148V111L147 112H144V111H146V110H148L149 108V113H148V115L150 116V117H152L151 118V121H152V124H154V125H151V127H152V129H153V135H152V137L150 138V144H155L156 146H154V145H149L151 148H149V146L147 147V149L145 150V152H141V153H137V155L134 157V158H136L137 159V161H135V162H133L132 164H131V166H137L138 167V165H139V167H141V170H132L131 171V176H128V177H126V178H122V175L125 173L124 171V173L123 172H121L122 170H118L117 171V169H114V165H117V164H113V163H116V162H114L115 160H114V158H115V155L117 154V152H115V147H117V145L115 146V141L116 140H121V141H125V139H123V138H126V137H128L127 135H126V133L124 132V134L120 137V135L119 136H114V129L113 128H111L113 131L111 132V130H110V133H112L113 135H106V136H104L103 138L100 136V138H98L99 137V135H98V132H97V134L95 133V134H92L94 137H95V139L93 138V137H90L91 136V133L90 134H84L83 135V133H81V135H79L82 139L83 138H85V139H81L79 136V142L80 143H84V142H88L89 141V139L90 140H92L94 143H96V144H94V147L95 146H97V148H95V150L100 154V160H99V163L101 162V164H99V168L102 170V168H103V171L104 172H106L107 173V170H109V169H111L110 167H112V169H111V171L109 172L108 171V173H110V177L113 179L114 178V180L116 179V184H119V179H127V182H128V180L130 181L131 179V181L129 182V184L131 183L132 185H128V183L126 184V182H125V185H128V187L129 188H132L131 190L127 187V186H125L124 185V180H122V182H120L122 185H124L123 187L125 188V191H126V193H129V194H127V196H128V198L130 199V200H132V201H134L135 202V198L134 197H136V195L134 194L135 193V191L133 192V190H135V188H136V190L138 189L137 188V186L139 185L135 180H138V179H136V177L137 176H139V177H141V178H144V181L146 182V184H149L150 182H152V180H158L159 182H161L160 184L161 185H164V184H167V181L166 180H169L170 178H171V175L172 174H174L175 172L174 171H176L177 172V170H175V169H178V172L180 171V169H186V170H184V171H181L180 172V174L182 173V174H185V173H183V172H186V173H188V175L186 176H184L185 178L186 177H188L189 176V178H187L186 180L187 181H189L190 183H192V184H194V183H196L195 184V187H197V186H200L199 188H201V189H205L206 188V186H214L213 188L215 189V192L219 195V196H222L223 195V198H224V196L226 197L228 194H229V191L231 190V187L234 185V182H235V180H236V174H235V172L233 171V169H232V167L233 166H230L228 169H226L222 164H220V165H218L217 164V166H215L216 168H218V170L216 171V172H212V173H210L211 171L210 170H212V164H208L209 163V159H211V158H209V155H210V157H217V158H222V156L224 155L222 152H218L217 153V151L216 150H214L215 149V145H212V143L210 144V137H211V139H216V137H214V136H217V138L219 139L218 141H219V146L221 145V143H223L225 140H224V138H222V136H223V134H225V135H230V129H232V131L234 132V133H236V130H234V128L235 127H233V125L228 121V120H224V119H216V118H214V117H211V118H209L211 115H209L208 116V118H209V120H208V118H207V115H201V116H199L198 117V121L197 120H195L196 122H198V123H196L195 121H194V118H193V116L191 115V117H190V115H186L184 112H182L183 110H178L177 111V113L179 114V113H181V114H183L184 116L186 115L187 117H184V116H182L181 114V116L180 115H178V114H176V116L174 117V114H165V118H164V114H162L163 115V117L162 116H160V120H158L157 121V119H159L158 117L159 116H157V114L158 115H161L160 114V111L158 110L159 109V107H160V105H165L166 103L164 102V101H162V99H158V97H156V96H154L153 95V97H152V95H151V97H150V95L147 97L146 96V94H143L141 91V89H139V88H137V87H135V90H136V92L133 90V92L131 91L132 90V88L131 89ZM188 88V89H187ZM6 89H8V90H6ZM13 91H15V92H13ZM22 89V90H21ZM28 89H29V91H28ZM41 89L42 90H44V92L42 91L41 92ZM50 90V92H49V90ZM53 89H56V90H54L53 91ZM68 89V90H67ZM107 89L109 90V92L107 93ZM163 89V90H162ZM165 89L166 88H162V87H160L159 88V90H160V92H159V90L157 91L158 93H161L162 91V93H165L164 91H165ZM195 89V90H194ZM198 89H200V90H198ZM206 90L205 92L203 91V90ZM10 90V91H9ZM19 92H18V91ZM25 90V91H24ZM80 90H82V91H80ZM94 90V91H93ZM106 90V91H105ZM140 90V91H139ZM190 90V91H189ZM193 90V91H192ZM248 90H249V92H248ZM17 91V92H16ZM57 91H59V92H57ZM63 91V92H62ZM93 93H92V92ZM100 91H103V92H101L100 93ZM110 91H111V94H110ZM131 91V92H130ZM138 91V92H137ZM196 91V92H195ZM201 91H202V93H201ZM212 91L213 92H216L217 94H215V93H212ZM31 92V93H30ZM36 92V93H35ZM53 92H54V94H53ZM62 92V93H61ZM68 92L69 93H71V95L74 97V101H69V95L70 94H68ZM74 92V93H73ZM76 92H78V93H76ZM91 92V93H90ZM95 92V93H94ZM104 92H105V94H104ZM135 92V93H134ZM140 92V93H139ZM193 93V94H190V93ZM199 92V93H198ZM4 93V94H3ZM11 93V94H10ZM15 93V94H14ZM39 93V94H38ZM47 93H48V95H47ZM49 93H51V94H49ZM60 93H61V95H60ZM64 93H65V95H64ZM83 93V94H82ZM97 93V94H96ZM129 93V94H128ZM133 93V94H132ZM17 94V95H16ZM29 94V95H28ZM31 94H33V95H31ZM43 94H44V96H43ZM74 94H76L75 96H74ZM82 94V95H81ZM90 94V95H89ZM92 94V95H91ZM95 94V95H94ZM104 94V95H103ZM106 94H109V96L108 95H106ZM138 95V97H137V95ZM142 94V95H141ZM211 94H213V95H211ZM6 95V96H5ZM10 95V96H9ZM14 95V96H13ZM23 95H25L24 97H23ZM51 95V96H50ZM54 95V96H53ZM56 95V96H55ZM57 95H58V97H57ZM68 95V96H67ZM85 96V98L84 97H82V96ZM97 95V96H96ZM135 97H134V96ZM140 95V96H139ZM145 97H144V96ZM200 95V96H199ZM211 95V96H210ZM216 95V96H215ZM257 95H259V98L260 99H263L264 100V95H260L259 93H257ZM3 96H4V98H3ZM19 96V97H18ZM33 96V97H32ZM36 96V97H35ZM81 96V97H80ZM92 96V97H91ZM99 96H100V98H99ZM8 97V98H7ZM39 97H40V99H39ZM52 99H51V98ZM58 99H56V98ZM62 97V98H61ZM66 97V98H65ZM67 97H68V99H67ZM76 97H78V99H80L79 101L77 100V98ZM91 97V98H90ZM96 97V98H95ZM102 97H108V99L109 98H111V99H113V101L111 102V99H105V100H103L104 98H102ZM113 97V98H112ZM129 97V96H128ZM134 97V98H133ZM142 97V98H141ZM154 97H156L155 99H158L157 100V102H156V100L155 99H153ZM198 97H200V98H198ZM50 98V99H49ZM75 98H76V100H75ZM83 98V99H82ZM94 98V99H93ZM99 100H98V99ZM138 98V99H137ZM144 98V99H143ZM149 98V99H148ZM4 99V100H3ZM7 99V100H6ZM38 99V100H37ZM47 101H46V100ZM60 99V100H59ZM66 100V101H64V100ZM89 99V102L90 103H88L86 100H88ZM100 99H101V101H100ZM140 99H142L143 101H144V103L146 102L147 103V105L145 104L144 106H143V102L140 100ZM17 101V102H15V101ZM22 100V101H21ZM25 100V101H24ZM50 100H52V103H50L51 101ZM62 100V101H61ZM68 100V101H67ZM136 100V101H135ZM142 102V106L146 109V110H144L143 109V107L141 106V107H139V104L141 103L140 101ZM3 101V102H2ZM14 101V102H13ZM35 101V102H34ZM43 101V102H42ZM58 101V102H57ZM60 101V102H59ZM82 103H81V102ZM85 101V102H84ZM98 101L99 102V104H101V107L98 105V102L96 103V102ZM105 103H104V102ZM139 101V102H138ZM200 101V100H199ZM4 104H2V103ZM20 102V103H19ZM38 102V103H37ZM48 102H49V104H48ZM55 102V103H54ZM66 102H67V106H66ZM68 102H70V103H68ZM75 103L76 104V102H77V105H73V104H71V103ZM78 102H80V104L78 103ZM104 104H103V103ZM113 102H115V103H113ZM161 102V103H160ZM194 102V101H193ZM264 102V101H263ZM16 103H18V104H16ZM57 103H59V104H57ZM85 103V104H84ZM108 105H107V104ZM253 103V102H252ZM11 104V105H10ZM38 104V105H37ZM45 104V105H44ZM70 104V105H69ZM83 105V107H82V105ZM90 104H92V105H90ZM103 104V105H102ZM106 104V105H105ZM109 104H110V106H109ZM112 104V105H111ZM138 104V105H137ZM151 104V105H150ZM3 107H2V106ZM6 105V106H5ZM9 107H8V106ZM15 105V106H14ZM25 105V106H24ZM31 105V106H30ZM53 105V106H52ZM55 105H57V106H55ZM63 105V106H62ZM81 105V106H80ZM95 105H98V106H95V109H94V106ZM118 105V106H117ZM117 105H116V107H112L114 110H111L112 112L113 111H115L116 113H117V111L119 110H123V107H120V104L119 103H117ZM152 105H154V107H152L151 108V106ZM156 105L158 106V107H156ZM207 106L208 107V105H206L205 103H201V106L203 107V106ZM17 106V107H16ZM24 106V107H23ZM40 106V107H39ZM60 106V107H59ZM71 106H74V108L73 107H71ZM75 106L76 107H78V108H75ZM91 106V107H90ZM123 106V105H122ZM204 106V107H205ZM27 107V108H26ZM36 107V108H35ZM43 107V108H42ZM50 109H49V108ZM52 107V108H51ZM56 107V108H55ZM63 107V108H62ZM66 107V108H65ZM93 107V108H92ZM98 107V108H97ZM100 107V108H99ZM119 107H120V109H119ZM139 107V108H138ZM147 107H149L148 109H147ZM14 108V109H13ZM26 108V109H25ZM38 108H40V109H38ZM65 108V109H64ZM103 108V109H102ZM116 108V109H115ZM154 108V109H153ZM157 108V109H156ZM209 108H210V106H209ZM9 109V110H8ZM52 109V110H51ZM58 109V110H57ZM66 110V112L65 111H63V110ZM68 109V110H67ZM75 109V110H74ZM100 109V110H99ZM143 109V111H141V110ZM5 110V111H4ZM11 110V111H10ZM55 110V111H54ZM60 110V111H59ZM81 111V112H78V111ZM94 110V111H93ZM96 110V111H95ZM117 110V111H116ZM150 110H151V112H150ZM155 110H157V111H155ZM13 111V112H12ZM69 113H68V112ZM72 111V112H71ZM74 111V112H73ZM90 111V112H91ZM118 111V112H119ZM180 111V112H179ZM5 112V113H4ZM43 112V113H42ZM45 112V113H44ZM52 112V113H51ZM62 112H64V113H62ZM75 112H77V113H83L81 116L79 115V114H77V113H75ZM157 112V113H156ZM35 113V114H34ZM47 113V114H46ZM98 113V112H97ZM152 113H153V115H152ZM8 114H9V116H8ZM20 114H21V116H20ZM62 114V115H61ZM77 114V115H76ZM154 114H155V119H154ZM13 115V116H12ZM48 115V116H47ZM52 115V116H51ZM54 115V116H53ZM67 115V116H66ZM84 115V116H83ZM152 115V116H151ZM169 115V116H168ZM6 116V117H5ZM45 116V117H44ZM63 116V117H62ZM75 116H77L76 117V119H75ZM83 116V117H82ZM167 116V117H166ZM173 116V117H172ZM54 117V118H53ZM69 117V118H68ZM81 117V118H80ZM156 117H157V119H156ZM177 117V118H176ZM182 117H184V118H182ZM195 117V116H194ZM197 117V116H196ZM195 117V118H196ZM205 117V118H204ZM10 118V119H9ZM12 118V119H11ZM15 118V119H14ZM17 118H18V120H17ZM42 118V119H41ZM45 118V119H44ZM50 118H52V119H50ZM56 118V119H55ZM60 118V119H59ZM78 118V119H77ZM162 118H164V119H162ZM175 118V119H174ZM207 118V119H206ZM7 119H9V121L7 120ZM22 119V120H21ZM49 119V120H48ZM155 121H154V120ZM181 119V120H180ZM206 119V120H205ZM212 119V120H211ZM8 122H7V121ZM15 120V121H14ZM29 120V121H28ZM45 122H44V121ZM53 120V121H52ZM56 120V121H55ZM58 120V121H57ZM165 122H164V121ZM200 120H201V122H200ZM204 120H205V122H204ZM218 120V121H217ZM220 120V121H219ZM223 120V121H222ZM48 121V122H47ZM65 121V122H64ZM73 121V122H72ZM150 121V122H151ZM153 121H154V123H153ZM164 123H163V122ZM190 121V122H189ZM194 121V122H193ZM14 122H15V124H14ZM18 122V123H17ZM37 122V123H36ZM40 122V123H39ZM52 122V123H51ZM71 122V123H70ZM80 122V123H79ZM158 122H159V125L157 126V124H158ZM182 124H181V123ZM193 122V123H192ZM202 123V124H200V123ZM204 122V123H203ZM208 122V123H207ZM217 122H219V123H217ZM229 122V123H228ZM8 123V124H7ZM23 123H24V125H23ZM34 123V124H33ZM51 123V124H50ZM68 123V124H67ZM78 123V124H77ZM176 123V124H175ZM196 123V124H195ZM211 123V124H210ZM28 125V126H26V125ZM31 124V125H30ZM50 124V126L52 127H48V126H46V125H49ZM53 124H55V125H53ZM146 126L148 125L149 126V124L150 123H147V121H146ZM155 124H156V127H157V129H156V127H155ZM161 124V125H160ZM166 124H167V126H166ZM173 124H175L176 125V127L175 128H177V129H175V132H174V126H173ZM178 124V125H177ZM180 124V125H179ZM184 124V125H183ZM189 124V125H188ZM198 124V125H197ZM208 124V125H207ZM218 124H220V128L218 129V130H212V129H210V127L212 126V125H218ZM231 124V125H230ZM7 125V126H6ZM11 125V126H10ZM20 125V126H19ZM37 125V126H36ZM64 125H66V126H64ZM164 125V126H163ZM171 125L173 126L171 129H170V127H171ZM183 125V126H182ZM188 125V126H187ZM206 125V126H205ZM4 126H6V127H4ZM10 126V127H9ZM22 126V127H21ZM60 126V127H59ZM62 126V127H61ZM78 126V127H77ZM160 126H161V128H160ZM162 126H163V128H162ZM169 126V127H168ZM179 128H178V127ZM187 126V127H186ZM231 126V127H230ZM16 127V128H15ZM27 127H30V128H27ZM33 127V128H32ZM35 127V128H34ZM39 127H41V129L39 128ZM56 127V128H55ZM70 127V128H69ZM153 127H155V128H153ZM168 127V128H167ZM209 127V128H208ZM59 128H61V129H59ZM71 128H74V129H71ZM102 128L103 129H108V127H106V125L103 123V126H102ZM160 128V129H159ZM168 130H167V129ZM184 130H183V129ZM2 129V130H1ZM10 129V130H9ZM40 129V130H39ZM54 129V130H53ZM155 129L157 130V132L155 131ZM158 129H159V131H161L162 129L164 130V133H166V134H164L163 133V130L161 131L162 132V134H161V132H159L158 131ZM26 130H28V131H26ZM173 130V131H172ZM12 131H14L13 133H11ZM17 132V136L15 135V133ZM30 131V132H29ZM34 131V132H33ZM40 133H39V132ZM69 131H71V132H69ZM166 131V132H165ZM167 131L169 132V133H167ZM171 131V132H170ZM184 131V132H183ZM24 132V133H23ZM47 132V133H46ZM61 132V133H60ZM154 132H156V133H154ZM179 132H183V134L182 133H179ZM2 133V134H1ZM9 133H10V135H9ZM27 133V134H26ZM72 133V134H71ZM74 133V134H73ZM172 133V134H171ZM177 133V134H176ZM5 134V135H4ZM23 134V135H22ZM63 134V135H62ZM67 134V135H66ZM159 134H161L162 135V137H160L161 135H159ZM168 134H171V136L170 135H168ZM19 135V136H18ZM34 135V138L32 137ZM38 135V136H37ZM89 135V136H88ZM125 135V136H124ZM157 135V136H156ZM175 135V136H174ZM224 135V136H225ZM232 135V134H231ZM10 136V137H9ZM29 136V137H28ZM35 136H36V139L39 141L38 142V146H40L41 147V145H42V147H43V149L44 150H42L41 148H39L40 150L39 151H37V148L35 149V147H38V146H35V144H34V140H35ZM71 138H70V137ZM84 136V137H83ZM111 137V141L113 142H111L110 140H107V139H109V137ZM113 136H114V138H113ZM124 136V137H123ZM156 136V137H155ZM178 136V137H177ZM183 136V137H182ZM212 136L214 137V138H212ZM9 137V138H8ZM12 137H15V139L14 138H12ZM22 137H25V138H23L22 139ZM48 137V138H47ZM51 137V138H50ZM56 137V138H55ZM68 138V140H66L67 138ZM88 137V138H87ZM117 137V138H116ZM154 137V138H153ZM180 137V138H179ZM185 137H188L189 139H187V138H185ZM207 137V138H206ZM9 139V140H7V139ZM21 138V139H20ZM27 138H28V140H27ZM39 138V139H38ZM61 139L62 140V142L59 140V139ZM95 140H93V139ZM105 138V139H104ZM107 138V139H106ZM122 138V139H121ZM157 138H160V139H156ZM180 139V141H179V139ZM206 138V139H205ZM245 138V139H244ZM12 139V140H11ZM18 139V140H17ZM24 139H25V141H24ZM31 139V140H30ZM32 139H33V141H32ZM49 139V140H48ZM51 139V140H50ZM53 139H55L56 141H53ZM59 141H58V140ZM88 141H87V140ZM130 139V140H129ZM131 139L132 138H128V141L126 142H124V144L123 143H121V145L123 146V149H124V147L125 146H127L128 144L129 145H131L132 147H135V145H133V144H135L134 142H136V143H138V144H140V143H143L142 141L144 140V139H141V140H139L138 139V141H136V139H134V142L132 143L131 142ZM156 141H155V140ZM203 139H205L206 141H207V139H209L208 141H209V144L210 145H208V142H207V144L205 143L206 141L205 140H203ZM243 139V142L241 143V145L242 146H239V154H240V156L242 157V159H244L243 161L244 162H247L246 164H255L256 163V165L255 166H257V162H262V163H264V156L262 155V151L261 150H264V143H262V142H258L256 139H251V140H248V137H246V135L242 138ZM10 140L12 141V142H10ZM14 140H16V141H14ZM41 140V141H40ZM107 142H106V141ZM115 140V141H114ZM133 140V139H132ZM147 141L145 142V143H147L148 144V139H146ZM183 140V141H182ZM185 140V141H184ZM186 140H188V142L186 141ZM191 140V141H190ZM203 140V141H202ZM14 141V142H13ZM18 141V142H17ZM20 141V142H19ZM24 141V142H23ZM45 141H47V142H45ZM64 141V142H63ZM92 141H89V143L90 142H92ZM102 141V142H101ZM145 141V140H144ZM155 143H154V142ZM160 141V142H159ZM193 141H196V142H193ZM200 141V142H199ZM255 141V142H254ZM5 142H6V144H5ZM8 142V143H7ZM9 142H10V144H9ZM17 142V143H16ZM41 142V143H40ZM45 142V143H44ZM52 142V143H51ZM53 142H55V144L53 145ZM92 142V143H93ZM108 142H109V144L110 145H112V144H114L113 146V149H112V147L108 144ZM158 142H159V146L157 147V145H158ZM178 142H179V144H178ZM182 142V143H181ZM185 142H187V143H185ZM193 143V145L191 146L189 143ZM212 142V141H211ZM233 142L234 143H236L237 141H236V139H233ZM3 143V144H2ZM20 143H22V145L20 144ZM33 143V144H32ZM46 143H48V144H46ZM50 143V144H49ZM62 143V144H61ZM126 143H128V144H126ZM200 143H201V146H200ZM202 143H205L204 145L206 146V147H203L204 145L202 144ZM5 144V145H4ZM11 144H12V146H11ZM16 144V145H15ZM32 144V145H31ZM41 144V145H40ZM52 144V146H50L49 147V145H51ZM91 144V143H90ZM98 144V145H97ZM100 144V145H99ZM103 144V145H102ZM106 144V146H105V150L108 148L109 149V151H108V149L106 150L109 154L111 153V151H110V149H112V153L114 154L115 153V155H114V157H112V153L110 154L111 156H109V154L107 153V152H105V150L103 149V147H104V145ZM182 144H184L185 145V149L181 146ZM188 144V145H187ZM14 145L15 146H17L15 149H14ZM27 147H26V146ZM102 145V146H101ZM125 145V146H124ZM128 145V146H129ZM179 145V146H178ZM196 145H198V147H195ZM203 145V146H202ZM6 148H5V147ZM35 146V147H34ZM64 146V147H63ZM98 146H100V148L98 147ZM131 146H129L130 147V149H132L131 148ZM181 146V147H180ZM190 146V147H189ZM212 146V147H211ZM34 147V148H33ZM45 147V148H44ZM47 147H49L50 149H48ZM54 147V148H53ZM111 147V148H110ZM120 148H121V146H119ZM203 147V148H202ZM209 147V148H208ZM214 147V148H213ZM11 150H10V149ZM19 148H21L20 150H19ZM24 148V149H23ZM101 148L104 150H101ZM149 148V149H148ZM162 149V151H160L161 149ZM188 148V149H187ZM190 148H191V150H190ZM193 148V149H192ZM213 148V150H211ZM5 149V150H4ZM17 149V150H16ZM30 149V150H29ZM36 151H35V150ZM122 149V148H121ZM134 149V151H136L135 150V148H133ZM132 149V150H133ZM156 149H158L157 150V152H155L156 151ZM196 149V150H195ZM198 149L200 150V151H198ZM204 151H203V150ZM208 149H209V151H208ZM245 149V150H244ZM2 150V151H1ZM12 150H14L15 152H13ZM24 152H23V151ZM26 150V151H25ZM113 150H114V152H113ZM151 150V151H150ZM152 150H153V152H152ZM182 150H184V151H182ZM194 150H195V152H194ZM22 151V154H24L23 155V157L22 158H20V152ZM35 151V152H34ZM103 151V152H102ZM121 151V153L122 154H124V151L123 150H120ZM149 152V153H147V152ZM160 151V152H159ZM190 151V152H189ZM201 151H203L201 154H203L204 152V156L203 155H200V152ZM238 151V150H237ZM11 152V153H10ZM15 153V154H13V153ZM29 152V153H28ZM34 152V153H33ZM43 152H44V154H43ZM155 152V153H154ZM159 152V153H158ZM175 152V153H174ZM185 153V154H181V153ZM187 152V153H186ZM199 152V153H198ZM214 152H216L217 154H215ZM26 153V154H25ZM65 153H66V155H65ZM101 153H104L105 155L106 154H108V155H104V154H102L101 155ZM120 153V154H121ZM144 153H146V154H144ZM157 153V154H156ZM161 153H162V155H161ZM189 153H192V154H190V156H188V158H189V161H191V162H188V158H187V156L186 155H189ZM213 153V154H212ZM10 154V155H9ZM17 154V155H16ZM19 154V155H18ZM22 154H21V156H22ZM125 154H126V152H125ZM124 154V155H125ZM139 154H141V156H139ZM150 154V155H149ZM174 154L175 155H177V154H181V157L180 158H178L179 156H174ZM238 154V153H237ZM239 154L238 155H236V156H239ZM244 154V155H243ZM33 155V156H34ZM36 155V156H37ZM65 155V156H64ZM104 155V156H103ZM142 155H144L145 157L143 158V156ZM146 155H147V157H146ZM192 155V156H191ZM199 155V156H198ZM214 155H216V156H214ZM2 156V157H1ZM8 156V157H7ZM12 156V157H11ZM19 156V157H18ZM70 156V157H69ZM111 157L110 159H109V157ZM151 156V157H150ZM155 156V157H154ZM185 158V160H184V158ZM186 156V157H185ZM194 156H196L197 157V159H196V157H194ZM203 156V157H205V160H206V162H205V160H203V157H202V160H200V158ZM65 157V158H64ZM69 157V158H68ZM103 157V158H102ZM106 157V158H105ZM138 157V158H137ZM141 157H142V159H141ZM159 157V158H158ZM191 157V158H190ZM200 157V158H199ZM206 157H208L207 159H206ZM5 158V159H4ZM62 160H61V159ZM71 158V159H70ZM148 158V159H147ZM177 158H178V160H177ZM187 158V159H186ZM199 158V159H198ZM3 159V160H2ZM11 159V160H10ZM14 159V161L12 162V160ZM67 159V160H66ZM103 159V160H102ZM113 159V161H110V162H112V163H110L109 162V160H112ZM150 159V160H149ZM197 160V162H196V160ZM216 159V158H215ZM6 162H5V161ZM8 160V161H7ZM15 160H18V162L17 161H15ZM24 160H26V161H24ZM66 161V163H65V161ZM70 160V161H69ZM105 160V161H104ZM141 160V162H139V161ZM193 160H195L194 161V163H193ZM200 160V161H199ZM207 160H209V161H207ZM9 161H11L12 163H10ZM80 161V160H79ZM104 161V162H103ZM145 161V162H144ZM177 161V162H176ZM179 161V162H178ZM180 161H182L181 163H180ZM185 161H187L188 163H187V166H186V164H184V162ZM201 161H202V163H201ZM256 161V162H255ZM1 162H2V164H1ZM21 162V163H20ZM24 162V163H23ZM69 162V163H68ZM106 162H108L109 164H110V167H108V165L109 164H107ZM143 162V163H142ZM200 162V163H199ZM205 162V163H204ZM208 162V163H207ZM251 162V163H250ZM255 162V163H254ZM16 163V164H15ZM18 163V164H17ZM23 163V164H22ZM71 163V164H70ZM80 163V164H79ZM83 164H84V162H82ZM102 163H104V166L102 165ZM106 163V164H105ZM136 163V164H135ZM138 163V164H137ZM145 163V164H144ZM190 163H191V165H190ZM199 163V164H198ZM207 163V164H206ZM6 166L7 164V166L5 167L4 165ZM25 164V165H24ZM81 165V166H83V167H81V169H83V168H85L86 167V169H88L89 170V168L91 167V169L92 170H90V172L93 174V173H95L96 171H93V168L92 167H94V166H88L87 164L88 163H85V165H83V164H81V162H78V160H77V163L75 162V165ZM142 164H144V165H142ZM181 164H182V166L184 167H181ZM184 164V165H183ZM195 165V166H193V165ZM201 164V165H200ZM204 164V165H203ZM205 164H206V166H205ZM12 165H14V166H12ZM72 165V166H71ZM87 165V166H86ZM105 165H106V167H105ZM145 165H147V169H146V167H145ZM165 165V166H164ZM188 165H190V166H188ZM198 165L200 166V168L201 169H197L198 168ZM203 165V166H202ZM208 165V166H207ZM3 166V167H2ZM24 166H26L27 167V169H28V172H27V170H26V168L24 167ZM70 166V167H69ZM103 166V167H102ZM149 166V167H148ZM168 166V167H167ZM197 166V168H194V167H196ZM211 166V167H210ZM5 167V168H4ZM23 167V168H22ZM71 167H72V169H71ZM88 167V168H87ZM117 167H119L118 165H117ZM116 167V168H117ZM145 167V168H144ZM165 167H167V171H165L166 169H165ZM191 169H190V168ZM204 169H203V168ZM210 169H209V168ZM5 170H4V169ZM109 168V169H108ZM134 168V167H133ZM194 170H193V169ZM19 169V170H18ZM75 169V170H74ZM118 169H120V168H118ZM22 170H24V171H22ZM25 170H26V172H25ZM96 170V169H95ZM114 171V174H116V173H118L119 171V173L118 174H120V173H122V175L120 176V175H118V176H120V177H118V176H116V177H113V176H115L114 174H113V171ZM144 170V171H143ZM149 170V171H148ZM174 170V171H173ZM202 170V171H201ZM21 171V172H20ZM52 171V172H51ZM75 171V172H74ZM116 171V172H115ZM136 173H135V172ZM138 171V172H137ZM145 171H146V173L147 174H145ZM173 171V172H172ZM190 171V172H189ZM194 171V172H193ZM195 171H197V173H195ZM200 173H199V172ZM210 171V172H209ZM260 171V170H259ZM263 171V170H262ZM13 172V173H12ZM17 172V173H16ZM23 172V173H22ZM50 172V173H49ZM133 172V173H132ZM143 172V173H142ZM149 172V173H148ZM172 172V173H171ZM203 172V173H202ZM112 173V174H111ZM138 173V175H136ZM139 173H141V175L139 174ZM260 173H262V172H260ZM54 174V175H53ZM56 174V175H55ZM133 174H134V178H133ZM151 175V176H149V177H151V178H149L148 177V175ZM204 174H206L205 175V178H203V177H201V176H204ZM4 175V176H3ZM7 175V176H6ZM33 175V176H32ZM193 175H196V176H198L199 175V181H195L196 179H194L193 180V178H194V176ZM2 176V177H1ZM13 176V177H12ZM30 176V177H29ZM144 176H146V178L144 177ZM9 177V178H8ZM15 177V178H14ZM49 177H50V179H49ZM56 177V178H55ZM119 179H118V178ZM131 177V178H130ZM2 178H4V179H2ZM138 178V177H137ZM150 179V181L148 182V180ZM155 178V179H154ZM192 178V179H191ZM8 179H10V181L8 180ZM57 179V180H56ZM135 179V180H134ZM148 179V180H147ZM152 179V180H151ZM191 179V180H190ZM13 180H15V181H13ZM56 180V181H55ZM117 180H118V182H117ZM2 181V182H1ZM3 181H4V183H3ZM7 181V182H6ZM166 181V182H165ZM6 182V183H5ZM163 182H165L164 184H163ZM170 182H171V179H170ZM170 182H168V183H170ZM10 183V184H9ZM12 183V184H11ZM58 183V184H57ZM133 183H135V184H137V185H133ZM3 184V185H2ZM6 184V186H4ZM8 184V185H7ZM17 184V185H16ZM33 184V185H32ZM121 184L120 185H116L117 187L119 186V189L120 188H122V186H121ZM15 185V186H14ZM20 185V186H19ZM46 185V186H45ZM5 188H4V187ZM17 186H19V188L17 187ZM49 186V187H48ZM130 186H133V187H130ZM14 187H15V190H16V188H17V190L15 191L14 190ZM135 187V188H134ZM194 186L192 185V187H191V189L193 188ZM194 187V188H195ZM126 188H128V190L130 191V192H128L127 191V189ZM208 188V187H207ZM19 189V190H18ZM32 189H33V191H32ZM34 189H35V191H34ZM37 189V190H36ZM39 189V190H38ZM46 189V190H45ZM49 191H48V190ZM13 190V191H12ZM121 190V189H120ZM119 190V191H120ZM245 190V189H244ZM250 190V189H249ZM246 190V192H247V194L252 190ZM11 191V192H10ZM46 191V192H45ZM85 191V189H82V192H84ZM232 191V190H231ZM253 191V190H252ZM14 192V193H13ZM47 192H49V193H47ZM133 192V193H132ZM253 192H255L254 194H256L257 195V193H256V191H255V188H254V191ZM253 192H251V193H253ZM11 193V194H10ZM85 193V192H84ZM83 193V194H84ZM250 193V194H251ZM15 194V195H14ZM20 194V195H19ZM86 194V193H85ZM84 194V195H85ZM134 194V195H133ZM246 193L245 194H242L243 196H241L240 198L241 199H239L240 201H241V203L242 204H246V202H249L250 204H248V206H249V208H247L246 207V209H250V207H251V209L252 208H254L253 210H255L254 212H256V209H257V212L258 211H261V209L259 208H255V207H257V206H259V207H261L262 205L261 204H263L264 203V197L263 198H260L258 195L256 196H251V195H248L249 197L251 196V197H257V198H252L251 199V197L249 198L248 196H246L247 195ZM11 197H10V196ZM15 197H14V196ZM22 195V196H21ZM83 195V196H84ZM130 195H133V196H130ZM253 195V194H252ZM7 196H9V197H7ZM20 196V197H19ZM229 196V195H228ZM230 196H232V193H231V195ZM14 197V198H13ZM131 197V198H130ZM245 197H246V199H245ZM17 198V199H16ZM86 198H88L87 196H86ZM227 198H229V197H227ZM231 198V197H230ZM230 198L228 199V201H227V199H226V201H227V203H230V204H228L229 205V207L231 206V204L233 203V201H235V199L233 198H231V200H232V202H229V200H230ZM243 198V199H242ZM247 198H249V199H247ZM258 198H259V200H258ZM8 199V200H7ZM10 199H11V201H10ZM16 199V200H15ZM32 199V200H31ZM64 199V200H63ZM135 199V200H134ZM256 199V200H255ZM27 200V201H26ZM137 200H139L138 199V196H137ZM136 200V202H138ZM238 200V199H237ZM242 200H247V201H243L242 202ZM252 200V201H251ZM260 200H262L261 202H260ZM10 203H9V202ZM18 201V202H17ZM24 201V202H23ZM60 201V200H59ZM64 201V202H63ZM225 201V202H226ZM239 201V202H240ZM251 201V202H250ZM253 201H255V202H253ZM7 202H8V204H7ZM14 202V203H13ZM21 202V203H20ZM34 202V203H33ZM256 202H258L257 203V205L255 206V204H256ZM263 202V203H262ZM17 203V204H16ZM24 203V204H23ZM26 203H27V205H26ZM63 203H64V205L65 206H63ZM237 203H238V201H237ZM254 203V204H253ZM260 203V204H259ZM19 204V205H18ZM22 204H23V206H22ZM53 204H54V206H53ZM252 204V205H251ZM14 205H16V206H14ZM33 205V206H32ZM247 205V204H246ZM8 206V207H7ZM26 206V207H25ZM29 207V208H28ZM60 207H59V209H60ZM24 208V209H23ZM26 209V210H25ZM61 209H60V211H61ZM250 209V213H251V210ZM9 210V211H8ZM24 210V211H23ZM20 211V212H19ZM26 211V212H25ZM31 211H32V213H31ZM53 211H54V213H53ZM35 213V214H34ZM56 213V214H55ZM252 213H253V211H252ZM251 213V216H252V218H253V215H254V217L256 216V215H258V213L256 214V213H254V214H252ZM27 214V215H26ZM32 214V215H31ZM64 214V215H63ZM107 214V213H106ZM110 215V216H109ZM112 215V216H111ZM235 215H236V213H235ZM25 216L27 217V219L28 220H26V218H25ZM30 218H29V217ZM33 216V217H32ZM106 216H109V218L111 219V221H110V219L109 218H107V219H105L106 218ZM114 216V217H113ZM116 212L113 214V211H110L107 215H105V218H104V215L102 216V220H103V223H104V220H105V222L106 221H108V223L109 224H111V225H117V226H119V224L118 223H115V222H119V219L117 218V219H115L116 217ZM24 217V218H23ZM235 217H237V221H238V223H240V226H238L239 227V229L237 228V226L236 225H239L238 223H236V225H235V227H234V225H233V233H235V234H233V233H227V232H225V233H222L221 234V237H220V239L221 240H223V241H225L226 239L225 238H227L228 236H230V234H231V238L230 237H228L227 238V240L229 241V244H227L228 243V241L226 242V246H227V249H229L228 248V246L230 247V248H232V247H234V245L235 246H238V245H236V243L238 242V241H241L240 243H243L244 241H246L247 239H248V234H247V230H246V223H247V220H248V222H249V218L248 219H246V220H239L240 218H239V215L238 216H235ZM17 218V217H16ZM78 218H80V216H78ZM239 218V219H238ZM252 218H250V219H252ZM116 220V221H113V220ZM65 220V221H64ZM26 221V222H25ZM242 221V222H241ZM245 221H246V223H245ZM25 222V223H24ZM113 224H112V223ZM243 222H244V224H243ZM8 225H6V224ZM4 224V225H3ZM92 226H90V225H88V226H86V228H84L85 230H81L83 233L85 232V234H87V232H88V234L91 236L92 235V237H93V235L94 234H96V236L98 235V236H100L99 235V233L101 234L102 233V231H103V229L102 230H100L101 229V226H103V224L102 223H96L97 225L95 226V224H92V223H90ZM100 224H101V226H100ZM25 225V226H26ZM41 225V229L42 230H39L40 229V226ZM114 225V226H115ZM243 225V226H242ZM259 225V224H258ZM258 225H254L255 226V228H257V226ZM12 226V225H11ZM24 226V227H25ZM2 227H4V228H2ZM38 227H39V229H38ZM88 227V228H87ZM120 227H121V225L119 226V228L117 227V229L115 228V230L116 231H114L115 233H113V235H115L114 237H113V235H111V236H109L110 238L112 237V239H108L109 237L108 236H105L104 238L103 237H101V240H108L107 242L108 243H110L111 244V246L113 247L114 245L112 244V242L113 241H115L116 239L118 240V238L119 237H116V235L119 233L120 234ZM241 227V228H240ZM31 228H33L34 229V232H33V230L31 229ZM99 229V230H97V229ZM122 228V227H121ZM254 228V227H253ZM253 228L251 229V233H252V231H254L253 230ZM8 229V228H7ZM92 229V231H93V233L91 234V232L92 231H89V230H91ZM119 229V230H118ZM237 229V230H236ZM242 229H244V233H243V230L241 231ZM38 232H37V231ZM88 230V231H87ZM96 230V231H95ZM240 230V231H239ZM87 231V232H86ZM95 231V232H94ZM99 231V232H98ZM118 231V232H117ZM5 232V231H4ZM43 232V233H42ZM98 232V233H97ZM242 232V233H241ZM250 232V231H249ZM25 233V232H24ZM24 233H22L21 234V236H23L22 237V239H21V237L19 236V238L20 239H18V240H20V241H16L17 242V245L18 244H20V245H18V246H20V247H24V245H26V244H29V236H27V233L26 234H24ZM35 233V234H34ZM104 233V232H103ZM102 233V234H103ZM106 233V232H105ZM238 233L239 234H241V235H238ZM245 233H246V236H247V239L245 240V238L244 237H246L245 236ZM62 234V235H61ZM87 234V235H88ZM101 234V235H102ZM119 234L117 235V236H119ZM226 234V235H225ZM243 234H244V237H243ZM88 235V237H90ZM249 235H250V233H249ZM26 236V237H25ZM239 236H241V238L243 239V241L240 239V238H236V237H239ZM36 237V238H37ZM50 237V238H49ZM54 237H55V239H54ZM61 237V238H62ZM108 237V238H107ZM235 239V241H234V239ZM23 238H26L25 240H26V242H25V240L23 239ZM49 238V239H48ZM106 238V239H105ZM125 239H126V235H125V237H124ZM223 238V239H222ZM47 239V240H46ZM52 239V240H51ZM124 239V240H125ZM23 240V241H22ZM46 240V241H45ZM110 240H111V242H110ZM230 240H232V242L230 241ZM54 241V242H53ZM126 241V240H125ZM0 242H1V240H0ZM49 242H52V243H50V244H48ZM106 242V243H107ZM128 242V241H127ZM231 242V243H230ZM235 242V243H234ZM23 243H24V245H23ZM26 243V244H25ZM46 243H47V245H46ZM129 243V242H128ZM127 243V244H128ZM125 244H126V242H125ZM127 244H126V246H127ZM231 244V245H230ZM232 244H234V245H232ZM238 244H239V242H238ZM244 244H246V242L244 243ZM3 243L1 242V244H0V246H2V248L4 249V250H2V248L0 249L1 251H0V264H14V260L16 259L15 257H16V254L17 253H14L15 255H12L13 254V250L12 249H8V248H12V247H6V249H5V245H4V247H3ZM121 245H124L123 243L121 244ZM137 245H140V244H137ZM136 245V246H137ZM117 246H116V244H115V249L114 250H117V248H116ZM124 247H125V245H124ZM139 247H141V246H137L136 248L137 249H139ZM58 248V249H57ZM142 248V247H141ZM141 248H140V251H141ZM8 252H7V251ZM10 250V251H9ZM47 250V251H46ZM5 251V252H4ZM3 252V253H2ZM12 252V253H11ZM48 252L50 253V255H48L47 256V254H48ZM5 254V255H4ZM11 254V255H10ZM10 256V257H9ZM11 257H12V261H11ZM48 257V258H47ZM8 258V259H7ZM57 258V257H56ZM51 259V258H50ZM47 260V261H46ZM38 261V263H40V261L41 260H37ZM8 262V263H7ZM48 264V263H47ZM50 264V263H49Z\"/></svg>",
    "mask_w": 264,
    "mask_h": 264
}]
</instances>
